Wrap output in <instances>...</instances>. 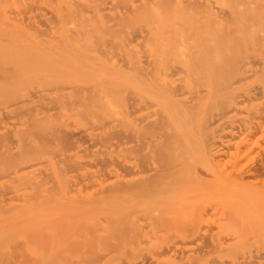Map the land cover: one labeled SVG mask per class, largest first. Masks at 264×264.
Here are the masks:
<instances>
[{
    "label": "bare ground",
    "instance_id": "6f19581e",
    "mask_svg": "<svg viewBox=\"0 0 264 264\" xmlns=\"http://www.w3.org/2000/svg\"><path fill=\"white\" fill-rule=\"evenodd\" d=\"M12 1V0H11ZM10 1V2H11ZM24 1V0H23ZM23 1L21 2V1H18V3H12L11 5H13V7H12V11H10V10H8V9H6V10H8V11H6L5 10V12H12V13H18V12H22L23 13V19L25 18V17H27V16H25L26 15V13L24 14V11L25 10H22V9H25V7L27 6L26 5V2L24 1V3H23ZM35 2H36V0H34ZM39 1H42V0H39ZM39 1L37 0V2H38V4H39ZM49 1V0H48ZM47 0H45V4H46V2L47 3H49V4H53V3H55L56 4V2L58 1V3L57 4H59V5H61L62 3V5L61 6H63V7H61V6H57V4L55 5V6H57L59 9H57V8H55L54 6H52V7H50L52 10H53V12H54V9H56V10H58L57 12L55 11V14H53V16L51 15L52 13H50V16L52 17H50V16H48V20H44V19H41V18H43V17H47L46 16V14H48V13H46L47 12V9L49 8H47L46 7V12H44V14H45V16L44 15H42V14H40V15H42V16H40V15H38V16H40L41 18H40V20H41V22H40V20L39 19H37L38 20V22H39V24L41 25H45L48 29H46L45 27H43V26H41V27H43V28H41V27H39V29L38 28H36V27H34V25L36 26V24L38 23L37 21H36V23L33 25V23H34V21L32 22L31 21V18H32V16L30 15V23L28 24V26H29V28H31V31H30V34L29 35H33V39L36 41V39L34 38V36L35 37H38V36H40V37H42V36H46L45 35V33H47L48 35V38L46 39L45 37L44 38H38V39H41L40 41H37L36 43H35V41L33 42V39H31V37L32 36H28L27 35V32H28V30H26L25 31V27L23 28H21V29H23V30H17L16 31V29H14V28H17L16 26H14L11 22V24L10 25H8V23L9 22H7L6 23V21H8L9 19L11 20L13 17L12 16H10V17H12V18H10L9 17V19L7 20V19H1V21L2 20H5V21H3V22H1V24L3 25V23L6 25H8L10 28H8V26L6 25H4V27H6V28H8V30L10 29V32H8L6 35L8 36V38H9V36H12L13 35V38H12V41H10V43L12 44V45H10V43L8 42V38H6L7 36H5L4 34L8 31H6V28H4V29H1L2 27H0V31L1 30H3V31H1L0 32V34H2V35H0V39L1 40H3V39H6V41L4 42V44L2 43V41L0 40V43H2V44H0L1 45V48H5V47H7V48H5L6 50H10L12 47L14 48V52L16 53V49L18 50L17 51V57H16V59H15V62H16V60L18 59V57H19V59H20V56L19 55H21V54H23L22 55V57H27V58H25V60H28V58H30V57H35V55H37L38 56V52H36L37 51V49L38 48H40V49H42L41 51L40 50H38L39 52H41L42 53V56H43V54H44V56H43V59H41L42 60V62L40 63L39 62V57H37L36 56V58H34V59H36V60H38V63H40V64H42V66L40 65V64H38L37 63V67H38V69L40 68V67H42L43 68V65H45L44 63L46 62V65L48 66V62L49 61H52V62H54V58H56V59H59V60H55L56 61V63H57V61H60V62H62L63 60L62 59H64V61L62 62V63H57V64H55L56 65V67H55V65H54V63H50L49 64V66H48V68L50 69V67L52 66V69H51V71L49 72V70H48V68L47 69H44L45 70V72H43L44 70H42V68H40L39 69V71H38V69H34V68H36V63L34 64L33 62H37V61H33L34 59L33 58H30V59H33L32 60V62H28V64L30 63H33V64H31L32 65V67H31V65H29L28 66V64H26L27 63V61H25L24 63H25V65H23L24 63L22 62V60L24 59V58H22L21 59V61H19V62H17V64H19L20 62V65L22 64V66L20 67V65H18V66H16L14 63H12V65L11 66H13V65H15L16 66V68H15V72L13 73V70H14V67L13 68H9V70L11 69H13L12 71L10 70V73L11 74H9V75H7L6 76V74L9 72V70L7 69V65L8 64H6V66H4V69H6L5 71L2 69V71L1 72H3V74L2 75H0L1 76V78L2 77H4V79L2 80L3 81V83L5 84V86L3 87V83H2V81L0 82L1 84V86L0 87H2L1 89H5L6 87L8 88H10V90H11V93H10V91H8L9 90V88L7 89L6 88V90H1L0 91V94L2 93V94H4L6 91L7 92H9L8 93V95H7V93H5V95H7V96H5V95H2V97L3 96H5L4 98H2V99H5V100H2V99H0V101H1V103H3L2 105H1V103H0V106L2 107V109H3V105L5 106H7V105H9V102H10V99H11V95H9V94H12V96H14V101H17V100H19V99H22V98H24L26 95L24 94H22L21 93V91L22 92H24V89H25V91H26V93H27V91L29 90V89H31L32 88V86H33V84H34V86L36 87V86H38L39 84H41L40 85V87H42V86H45V85H47L48 84V82H49V84L47 85V88H48V86L50 87L51 85L53 86L52 87V89L50 90L49 88H48V90H50V92L51 91H53V93H55L56 91H57V93H55L54 94V96H52V92L51 93H48V90H46L47 91V93L46 92H44V90H43V92L45 93V95H44V93L43 92H41V88H38V91H37V89L36 88H34V89H36V91L37 92H39L40 93V95L43 93V95H41L42 97H38L39 98V100H37V97H36V95H32L33 96V98H36L35 99V103L34 102H32V103H34L36 106L37 105H41L42 104V102L43 101H41V98H42V100L44 99V98H46V99H44L45 101H47V99H48V102L49 103H52L51 105H53V107H51V105H50V107L49 106H47V105H45L44 106V104H45V101H44V103L42 104V109H43V106H44V108H47V107H49L47 110H45V112H47V111H50L51 110V108H52V110H53V108L54 109H57V108H59L61 111H62V113L63 114H66L65 112H67L68 113V111H70V109L72 108V107H74V108H72V110H73V115L75 114H78L79 113V110H80V103H84V96H85V98L88 96V97H90L91 95V97H92V99H89L88 97L86 98V102L85 103H87V108H85L86 106L85 105H83V103L81 104V108L84 106V112L83 111H80V113H79V117H82L81 115L82 114H84L83 115V117L82 118H85L84 116L86 115V110H88V112H90L92 109V107H93V105H95L94 107V109L96 110L97 108V106L99 107L100 106V108H104V112L102 111V113L101 114H106L107 112H110V114H114V115H116V114H120V112L119 111H117L116 109L117 108H119V106H121V109H122V107H123V110H124V108H125V103H126V101H128L126 104V106H127V108L129 109V108H132V107H129L128 106V103H130V102H133V103H136L135 105H134V108L136 107L137 108V106H138V108L139 109H137L136 110V108H135V110L136 111H139V112H145V113H147L146 114V119H147V115H148V117L150 118V117H155L153 120H151V119H149V120H146L145 119V115H142L143 117L141 118L140 117V119H142V122L144 123V125L142 124V126H141V128L143 129V131H146L145 132V135H146V137H150V138H147V139H151V138H153L154 136H156V135H158V132H159V137L157 136L156 138H154V139H157L156 140V142H157V145L155 144L156 142H153L152 143V147L153 148H155L153 145H155L156 146V149H155V154L156 153H158L157 151H158V149H159V154H157V155H159L160 157V159L155 155V157H157L160 161H159V163H158V165L156 166V168L155 169H153V171L151 172V169H152V167H151V169H148L149 167H147V166H144V168H143V170L145 171V167L147 168V170L149 171L150 170V172L151 173H149L148 175H145L144 177H143V179H139L138 181H124V178L122 177V175H121V172L120 173H118L117 171L115 172V173H113L114 174V176H115V181H114V183H112L111 182V186H113L112 188H111V186H110V184L108 185L109 187L107 188V186L106 187H101L100 185V188L102 189V193H95V191H94V187H93V190H83L84 188H79L78 190H75V191H72V190H74V188L72 189H70V186L72 185V184H75V179H73V181H72V177H70L71 179H69L68 177H65L64 179H66V178H68L69 180L68 181H66V180H64L63 179V177L65 176V175H63V173H65L66 175L68 174V173H70V171H74L75 170V173L77 172V170H78V168H81V169H83V168H85L84 167V165H83V168L80 166L81 164H79L80 163V161H77L76 162V160L75 159H73L72 158V156H73V154H70V155H68V156H66L65 157V155H67V153H65L66 151H67V149H65V147H64V149L66 150L64 153H61L62 151H64V149L63 150H58L57 148H53L54 146H56V144L55 145H53V143H54V140L56 141V142H63L62 143V145L63 144H67L66 142H65V140L64 139H62V141H57V139H59L60 137H63V135L62 134H59V135H61L59 138H58V136H57V131H54L55 132V136L54 135H52V134H50V133H47V130H45V128L46 127H48V126H50V127H52L53 126V119L55 120V117H57L56 115H58L60 112H58V111H60V110H54V111H56V113L55 112H47V114L49 113V115L47 116V114L45 115L46 117H42L41 115L43 114V113H41V115H39V116H36L37 114H35V116H34V113H38V110L39 111H43L44 112V109L42 110V109H40L41 108V106H39V108H38V106H37V108H38V110L36 111V112H33V111H35L34 109H33V111H32V113H29V115H30V117H28V115L27 114H25V116H24V113H23V118L21 117L20 118V120L22 119V122H28L27 120L29 119V118H32L31 116H32V114H33V116L34 117H41L39 120L36 118V119H34V118H32V119H34V121H30V123L28 124V125H23L25 128L23 129V128H20L21 130H23V132L26 130H29L30 129V131H27V133H26V136H25V134L21 131V130H16L18 133H19V131H21L23 134H24V141L28 138V140H27V144H24L25 145V147H28L27 148V151L28 152H30V150L32 151V152H30L31 154H29L28 152L26 153V150H25V154H23V150H22V156L21 155H18L17 157L19 158V156L21 157V163H20V160L18 161L19 162V164L21 165V164H23L22 162H24V164L26 165V167H29V165L31 166L30 168H33V167H35V165L37 164V162H36V160L38 159V158H40L42 155V158H43V160H42V162H41V160H39L38 159V163H45V160H46V158H47V160L46 161H48V162H46L47 164L48 163H50V162H52L51 160L52 159H54L56 156H54L55 155V153L57 152V151H59L61 154H64L63 155V157H65L64 158V160H61V158L62 157H60L61 156V154L60 153H56V154H58V155H60L59 157H60V159L58 158V157H56V158H58V159H55L54 160V162H56V163H58V166H59V164H60V162L62 163V162H67L68 161V163L67 164H70V165H67L66 167H65V164L66 163H62L63 165H64V169L66 168V170L68 171L69 169V171H68V173L67 172H65V171H63V170H61V171H59V173L57 174V175H59L58 177V179H60L62 176H60V172H62L61 173V175H63V177L61 178V180H59V182H60V184L58 183V184H56L57 182L55 181V179L52 181L50 178H51V176L53 177V172L52 171H50V169H49V172H46L47 173V175L45 174V169H43L42 170V168L39 170V169H37V171H38V173L39 172H43V174H45L46 175V177L43 175V181H44V177H45V179H47L48 180V182H49V179L52 181V183L53 184H55V185H57V186H60V187H57L56 186V188H59V189H54V190H57V191H53L52 189H53V184H52V186L50 185V187H52V189L50 188V187H48L49 185H47V187L48 188H43V187H39V186H43V185H46V184H41V182H43V181H41L39 178L37 179L38 181H30V179H28V177H27V173H28V170L27 171H24V172H27V173H23V172H20V174L22 173V175L24 176V174H25V177H27V179L30 181L29 183H32V182H34V183H32L33 185H35V186H33L34 188H31L28 192H26L25 190V192L23 193V194H20V193H18V192H16V194H17V197H10L11 199H13V201H12V203H10V204H8L9 205V207H8V209H7V207H4V205L6 204H3L2 202L0 203V204H2V205H0V264H7L6 263V261L9 263V260L10 261H12L14 264H19L20 262L18 261H16V259L18 260V256H16L17 254H19V258H20V255L21 254H23V256H21V261H23L24 262V264H58V263H60V264H68V263H70V264H72V259H71V257H74L73 255L75 254V252L74 251H76V252H80V253H82L83 255H82V257L84 256V253L86 254V256L87 257H91L94 253H95V256L93 255V258H87V260L88 259H90V260H92V259H94V258H96V257H100V256H107V258L109 257V261H110V257L112 256V260H113V256L115 257V256H120V257H122V255L121 254H127V255H125L126 256V258H128V257H131V255H130V253H133V254H135V256H133L132 255V260L134 259V258H136V255H141V254H146V252H147V254H149V255H151L152 256V259H153V262H154V264H160V262H161V258H160V254H161V252L167 247V251H169V252H173V253H181V254H184V253H191L192 251H190L189 250V248H187V247H185L186 245H184V246H181V245H179V244H172L173 246H171V245H168V243H169V241L171 240V238H178V239H183V240H185V239H189V237L191 236L190 234H192V232H194L193 231V229H195L196 227L197 228H199V225L198 224H203V223H200V221L204 218V215H203V210H206V208L208 209V208H210V207H214L213 208V210L215 209V211H213V213H214V221H216L217 219H218V221H216V222H219V224L220 225H217V223L215 224L214 223V221H211V222H213L211 225H213V227H215V225H216V230H215V228H214V230L213 231H216L217 232V230H219V228L217 229V226H220V229L223 227V229H224V227H225V229H224V231H220L221 232V234H223V232H226V236H227V233L229 232V234L228 235H230V234H232L231 236L233 237V238H228V240H230V239H233L232 241H233V243H232V241H231V244H229L228 242H225V241H227V239H224L222 236V240H224V243L223 244H225V243H228V244H225V245H223V244H219V246H217L216 247V245L215 244H213L212 243V245H211V249L213 250V252H212V250H209L210 249V247H209V249L206 251V253L207 254H209V256H211L213 253H217L219 256H220V258H222V261L223 262H221V264H264V252L263 253H261V254H258V253H255V254H253L254 255V257L253 256H251V254L253 253V251L251 250V249H249V250H247V247H249L250 248V244H248V242L250 241H255L254 239H257L256 241L258 242V240L259 241H261L260 243H262L261 245H259L260 243L258 242H255V243H252L251 245H255V244H258V245H256V246H258V247H254V245H253V247L255 248V249H257V248H259V247H261L262 245H264V185L262 186V185H260L258 182L257 183H254V182H256V181H254V182H252L251 180H250V178H251V176L253 177V179L255 178L253 175H251V174H249V172H248V170L250 169L251 170V168L252 167H250L249 169L247 168V172H248V174L247 175H251L250 176V178H248V179H246L247 177H249V176H247L246 174L242 177V178H244L245 177V179H242L241 178V176L244 174V172H243V174H242V172L238 175V170L240 171V169H241V166L243 165V163H242V165H240V167L238 168V170H237V175H238V177H235L236 175V173H234V171L233 170H236L237 169V167L239 166V164H240V162L241 161H243V160H249V161H247V162H250L251 160L250 159H252L253 158V156H254V152H255V149H256V147H258V146H260V144H261V142H264V56H263V54H264V51H263V49L264 48H261V45L263 44L262 42H261V45L259 46V48H257L258 47V44H259V42L262 40V39H264V27L263 28H261L260 27V25L262 24L263 26H264V23L262 22V21H260V23H258V21H257V23L259 24V26H258V24L256 23V21L253 23V26H249L250 25V23H248V21H247V19H251V18H248L247 16H249V17H251V15H253L254 13H255V10L257 11V13H263V11H261V10H259L261 7L258 5L260 2H258L257 0H253L257 5H258V7H260L258 10L256 9V4H254L253 3V1L252 0H250L249 1V3H247L248 1H246V0H240V1H238L237 0V2H238V4H237V2H236V7L238 6L239 7V5L240 6H242V3L243 2H246L247 4H249V6H250V4H251V1H252V10H251V8L247 5L246 7L243 5L241 8H242V10H246V9H249L250 11H248L249 12V14L248 13H246V14H244L245 13V11H242V10H240V12L238 11V12H235L234 11V13L236 14V13H238V16L236 17V15L234 16H232V19L235 17V19L237 20V21H235L234 19H233V21H232V19L230 18L231 17V15H229V16H225V18H227V19H230V21H232V22H230V24L231 23H233L234 21V24H236V22H237V24L239 23L238 22V20H240V19H238L240 16H239V13H241L242 15H244V20L248 23V26H246V24L247 23H245V24H242V20H241V25H245L246 27H241V25H239V28H236V27H234L232 24V26L230 25V29H231V31H229L228 32V30L226 29V32H228V33H232L233 35H234V32L237 34V29L238 30H241V31H243V33H244V35H242L243 37H245V39L244 40H246V38L248 37H250V38H252V35H254L255 37H256V39H257V37L259 38V36L260 37H262V38H259V42L257 43V47L254 49V50H257V51H254L253 52V55H256L257 53V56L255 57L256 59H254L253 60V55H251L253 58L252 59H248L247 57V55H248V53L246 52L244 55H246L247 57V59L246 58H244L245 56L244 55H242L243 56V58H242V56L240 55V58H238V60H237V56H239V55H237L236 56V54L234 53L235 52V50H236V52H237V45H235L234 44V42L235 43H237L238 44V42H236L235 41V39H236V36L234 37V39L231 37V35L232 34H229V36L228 35H225L226 37H223V38H227V37H231L230 38V40H228L227 42L229 43V41H231L230 43H233V46H232V50H231V48L229 47L230 45H227L226 44V42H224V41H226V40H224L223 41V46H227L228 47V50H231V52H232V54L231 55H229L228 53H227V51H225V49L224 48H222V51L220 50L221 49V47H223L222 45L220 46V44H219V41H218V39L215 41V42H218V46H216L217 47V49H216V47H215V45L217 44H214V49H213V47H211L212 46V44H211V46L210 45H208V43H207V41H212V39H211V37L210 38H208V39H206L207 37L204 35V38L206 39V40H203V43H207V44H205L206 46H204V47H208L209 46V48H211V49H213V53H212V51L210 50V49H208V48H204V52H203V49H202V54L204 53V55H202L201 54V57H198V58H200V59H202V60H204V58L207 56V58L209 57L210 59H206V60H204V61H202L201 62V60L200 59H198V61H193V59H192V57H190V60H191V62L189 61V62H187L186 60H187V57H188V55L186 56V60H185V62L183 61V59H182V56L184 57V52L185 53H187L188 51H190V49H191V47L192 48H194L195 46V44H198V43H200V45H201V43H202V40H198V38L196 37V39L198 40V43H197V41H195V40H193V38H192V36L195 38V35H196V33H198V35H199V31H200V29H198L196 26H195V28L194 29H196V33L194 32V30H192L191 32H190V34H192V36L190 35V34H188L187 33V35H189V37L187 36H185L184 34H186V30L184 31V29H183V31H184V34H183V36L184 37H186L185 39L186 40H190L191 38H192V40H193V42L195 43H193L192 44V42H191V45H193V46H191L190 47V45H189V48L190 49H188V51L186 50V51H184L185 49H186V47L187 46H185V45H187L190 41H192V40H190L189 42L188 41H186L187 43L186 44H184V42H182L183 40L182 39H184L182 36H180L178 33L181 31L182 33H183V31H182V29L179 31L178 29V33H177V30L175 29V25H174V22L171 20V19H169V21H168V23L170 22V21H172V22H170V23H172L171 25H173L172 27H174V28H172V31L170 30L171 28L169 27V30L167 29V30H165L164 28V25H163V28L162 29H164V32L166 31H169V35H168V32L166 33V35H168V36H165V34H164V32H162L163 34H164V38L165 37H171L172 38V36L174 37L170 42H172L175 38H177L176 36H174V35H179L180 36V39H181V43L179 44V42L178 41H176V42H178V46H179V48H181V47H184L183 48V53H182V51L180 50V52L182 53H180L179 52V49L178 48H175V46H172V44H171V47H170V43H169V41H168V44H169V46H168V44H165V42H164V40H163V43L164 44H161V45H165L166 46V49H168L167 47H169V49L171 48H173L172 50L174 51V48H175V51H176V49H177V51H176V53H179V54H177L179 57H180V55H181V57L180 58H178L176 55V57H177V60L175 59H172V53H170V52H173L172 50H164V48H165V46H164V48L162 47H160L161 49H163L164 50V54L166 53V52H168V53H170V54H168V53H166V54H168L167 56H165L166 57V59H165V57H161V55L162 54H160V50L161 49H159V48H157L158 46H156L160 41H161V39H162V36H161V34L159 35L158 33H159V31H161V30H157L158 29V27L155 29V28H153V29H155V30H153L152 32H153V34L155 33V31L157 30L158 32H156V35H158V36H161V37H155L156 35L154 34V40H153V38H150L149 37V35H152V32L151 31H149V35L148 36H144L145 34H147V32H144L145 34L143 35V37H142V35H138L137 33H140L141 31H143V30H135L134 31V29H132L131 30V28H133V26H131V25H133V23L135 22V15L137 14V13H134V8H133V10H132V6H131V10H132V12L131 13H129L130 11H126V12H128V13H126L124 10L122 11V13H123V17L125 18L126 16H134V17H130V18H132V19H134V21L131 19V21H132V23L130 22V20H129V22L130 23H127L128 21H127V19H130V18H127L125 21L124 20H122L121 22H119L120 24H122V23H126L125 25L127 26V28H130V31H128V29L127 28H125V26H124V30H127V31H125L124 33L125 34H122V31H123V29H122V27L119 25V23H118V20H120V18L121 17H119V19L118 20H116V19H114L115 17H117V16H119L120 14H118L119 12H117V15L115 14V13H112V11L113 10H115L116 8H118V7H120V6H118V4L120 5V2H117V1H119V0H117L116 1V3H118L117 5H115L114 3V5L112 6L111 5V0H109V4H110V7H108V4L106 3V2H108V0H104L103 2H102V0H76V2H74L73 0H61V1H63V2H59L60 0H57V1H52V0H50L49 2H48ZM106 1V2H105ZM115 1V0H114ZM121 1V0H120ZM124 3L126 2L127 3V1H125V0H122ZM129 1V0H128ZM150 1V0H149ZM153 1V0H152ZM155 1H157V0H155ZM158 1H160V0H158ZM163 1V0H162ZM185 1V0H184ZM195 1V0H194ZM205 1V0H204ZM212 1V0H211ZM214 1H216V3H218V2H221V0L220 1H218L217 2V0H214ZM224 1V0H223ZM242 1V2H241ZM1 2V1H0ZM5 2V1H4ZM17 2V1H16ZM21 2V3H20ZM34 2V3H35ZM102 2V3H101ZM104 2L106 3V5L104 4ZM113 2V1H112ZM144 2V1H143ZM142 2V3H143ZM148 2V1H147ZM146 1L144 2V3H147ZM154 2V1H153ZM167 2H170L171 3V1L170 0H166V2L165 3H167ZM177 1H175V3H176ZM183 2V1H182ZM181 2V3H182ZM196 2V1H195ZM199 2V1H198ZM198 2H196V3H193V1H192V3L193 4H195V6H197L196 4H199ZM213 2V1H212ZM232 2L233 1H231L230 0V4H232ZM234 2H235V0H234ZM233 2V4H234V6H235V3ZM241 2V3H240ZM6 3H8V1L6 2ZM21 4V5H19V7L20 8H17L16 6H18L17 4ZM23 3V4H22ZM33 3V2H32ZM61 3V4H60ZM100 3V4H99ZM123 3V4H124ZM132 3V2H131ZM140 4H135V2H134V4L132 3V5H133V7L134 6H136V5H138V7L140 8V6H142L141 4V1L139 2ZM170 3H168V4H170ZM179 3V2H178ZM187 3V2H186ZM191 3V2H190ZM215 2H214V4H216ZM224 4L223 5H220L219 3H218V7H220V6H222V8L221 9H225V10H227V7H229V3L227 4L228 6L226 7V3H227V1H226V3H225V1L223 2ZM2 4H3V2H2ZM1 4V5H2ZM28 4V3H27ZM31 4V3H30ZM78 4V5H77ZM129 4H130V1H129ZM149 4V3H148ZM162 3H159V4H157V5H161ZM164 4V3H163ZM188 4H189V2H188ZM202 5V7L204 6V4H203V1H202V3H201ZM209 4V3H208ZM244 4V3H243ZM5 5V4H4ZM16 5V6H15ZM24 5H25V7H24ZM40 5V4H39ZM39 5H38V10H40V8H39ZM44 5V4H43ZM48 4H46V6H47ZM99 5H103V6H100L99 7ZM125 5V4H124ZM140 5V6H139ZM184 5V4H183ZM190 5V4H189ZM188 5V6H189ZM210 5V4H209ZM224 5H225V7H224ZM261 5V4H260ZM262 5H263V3H262ZM29 6V5H28ZM27 6V7H28ZM33 7L34 6H36L37 7V5H35V4H33L32 5ZM32 6H31V8H32ZM48 6H50V5H48ZM107 8H106V7ZM112 6V7H111ZM116 6H118V7H116ZM144 6H146L145 4L142 6V7H144ZM149 6H150V4H149ZM149 6L147 7V8H149ZM165 6V5H164ZM170 6V5H169ZM176 6V5H175ZM191 6L192 7H190V8H192V9H188V7L187 8H185V9H187L188 11H190L191 10V13H189V12H187L186 10H184V13L185 12H187L186 14H187V16H192V13H195L193 10H195L194 9V5H192L191 4ZM200 6V4L198 5V8L199 7H201ZM213 6V5H212ZM217 6V5H216ZM215 5H214V7H216ZM264 6V5H263ZM15 7H16V9H15ZM23 7V8H22ZM27 7H26V11L25 12H27V13H29V11H27L28 9H27ZM30 7V6H29ZM36 7L35 8H33V9H36ZM40 7H41V5H40ZM44 7V6H43ZM103 8V9H100V8ZM116 7V8H115ZM123 7V6H122ZM125 7V6H124ZM127 7V6H126ZM129 7V6H128ZM157 7V6H156ZM163 7V6H162ZM171 7H172V5H171ZM206 7H208V5H206ZM230 7H232L231 5H230ZM249 7V8H248ZM11 8V7H10ZM22 8V9H21ZM45 8V7H44ZM43 8V10H45ZM105 8H106V11H107V9L109 10V12H103L102 13V10L104 11L105 10ZM113 8V10L111 11V9ZM115 8V9H114ZM160 8H161V6H160ZM166 8V7H165ZM179 8V7H178ZM183 7H181L180 8V10H178V11H176L177 10V7H175V13H177V12H179V11H181V9H182ZM197 8V9H198ZM13 9L15 10V12H13ZM17 9H18V12H17ZM21 9V10H20ZM33 9H31L32 11H33ZM51 9H49L48 10V12H51L50 10ZM130 9H128V10H130ZM141 9H143V8H140V10ZM146 9V8H145ZM154 9H156L154 6H153V10ZM159 11H158V10ZM156 9V14L157 15H159L160 16V18H159V16H158V18L160 19L159 21H163L161 18L164 16V15H161L162 14V12H161V9H163V8H161V9H159V7ZM167 9V8H166ZM173 9H174V7H173ZM216 9H218L219 10V8H216ZM216 9H214V10H216ZM234 9H236V8H234ZM255 9V10H254ZM262 9V8H261ZM264 9V8H263ZM0 10H3V9H0ZM30 10V9H29ZM38 10H37V12H38ZM117 10V9H116ZM119 10H120V8H119ZM151 10H152V5H151ZM168 10H169V8H168ZM118 11V10H117ZM162 11H164V10H162ZM170 11H172L171 9H170ZM169 11V12H170ZM193 11V12H192ZM196 11V10H195ZM198 11L199 10H197V13H198ZM201 11H206V13H208V11L212 14V12H213V9L210 11L208 8L207 9H204V7H203V9L201 10ZM200 11V12H201ZM229 10H227V13H230V11L232 12V10H230L229 12H228ZM247 11V10H246ZM259 11H261V12H259ZM2 12V11H1ZM115 12V11H114ZM120 12H121V10H120ZM136 12V11H135ZM149 12H150V9H149V11L148 12H146L145 14H149ZM153 11H152V13H154ZM159 12H161V14L159 13ZM254 12V13H253ZM2 13H4V10H3V12ZM12 13H10V14H12ZM20 13H18L16 16H18V15H20ZM21 13V14H22ZM112 14V16L114 15H116L115 17L113 16V19H112V21H110V22H112V23H108V21L107 20H111V17H110V15H109V17H110V19H109V17H107L106 16V14ZM125 13H126V16H125ZM132 13H134V15H132ZM141 13V12H140ZM159 13V14H158ZM172 14H174V12H171ZM180 13V12H179ZM179 13H177V14H179ZM183 13V14H184ZM215 13V11L213 12V14ZM217 13V12H216ZM220 13V12H219ZM222 13V12H221ZM220 13V14H221ZM252 13V14H251ZM257 13H255V14H257ZM5 14V13H4ZM3 14V15H4ZM34 14H36L35 12H34ZM128 14V15H127ZM129 14H131V15H129ZM139 14V13H138ZM164 14H166V13H164ZM168 14H170V13H168ZM171 14V15H172ZM189 14V15H188ZM203 14V13H202ZM200 15L199 16V18H201L202 19V16L204 17V14L203 15ZM223 14L224 13H222V16H223ZM2 15V14H1ZM14 15V14H13ZM37 15H35L36 17H37ZM49 15V14H48ZM122 15V14H121ZM120 15V16H121ZM153 15H155V14H153ZM182 15V14H181ZM185 15V14H184ZM241 15V17H243ZM262 16V18H264V14H258V15H256L255 17H257V16ZM5 16V15H4ZM7 16H9V14L7 13ZM139 16V15H138ZM140 16H141V14H140ZM142 16H144V13H143V15ZM174 16V15H173ZM172 16V17H173ZM194 16H195V14H194ZM217 16V15H216ZM216 16H214V17H216ZM220 16V15H219ZM218 16V17H219ZM246 16V17H245ZM260 16V17H261ZM34 17V16H33ZM35 17V18H36ZM49 17H50V19H49ZM106 17L108 18V19H106ZM137 17V16H136ZM145 17V16H144ZM148 19H149V16H146ZM157 17V16H156ZM164 17H166V16H164ZM168 17V16H167ZM167 17L166 18H163L164 20H166L167 19ZM178 17V16H177ZM186 17V16H185ZM188 17V18H189ZM193 17V16H192ZM198 17V16H197ZM209 17V16H208ZM214 17L213 18H211V19H214ZM240 17V18H241ZM3 18V17H2ZM6 18V17H5ZM8 18V17H7ZM29 17H27V19H28ZM39 18V17H38ZM123 18V19H124ZM146 18V19H147ZM182 20H184V16H182ZM258 18V17H257ZM256 18V19H257ZM262 18H259V19H262ZM14 19H15V21L17 22V20H19L20 19V17H19V19L17 18L16 19V17H14ZM13 19V20H14ZM47 19V18H46ZM152 19H154V18H152ZM156 19V18H155ZM175 19V18H174ZM179 19H180V16H179ZM192 19V18H191ZM198 19V18H197ZM201 19H200V21H201ZM217 19V18H216ZM224 19V18H223ZM222 19V20H223ZM21 21L19 22V23H21V22H23L22 21V18L20 19ZM25 20H26V18H25ZM44 20V22H42ZM113 20H115L116 21V23H118V25L117 24H115L114 22L115 21H113ZM137 20H140L141 21V19L140 18H138ZM143 20H145V19H143ZM150 20H151V16H150ZM176 20H178V18L176 19ZM187 20V19H186ZM186 20H184L183 22L185 23V21ZM189 20L190 19H188L187 21H188V23H189ZM222 20H220L219 21V23H223L222 22ZM254 20H255V18H254ZM28 21V20H27ZM50 21H51V23H50ZM148 23H150L148 20H146ZM195 21V20H194ZM200 22L199 21V19L198 20H196V23H198V22ZM206 21V23L203 21V19H202V22H203V26H202V29H201V31L202 30H204V32H205V30H206V32H207V34H210L211 36L213 35V36H216V35H218L219 36V31L218 30H222V31H224L223 29H225V28H227L226 26H227V24H226V26H225V23L227 22L225 19H224V21H226L225 23H223L224 24V26H221L222 27V29L220 28V27H218L219 25H221V24H219L218 23V21L216 20V21H211V23H210V21H209V23L207 22V20H205ZM264 21V20H263ZM47 24H49L50 23V25H46V23ZM144 22V21H143ZM158 21H156V23H157ZM164 22V21H163ZM180 22V21H179ZM179 22H177V23H179ZM192 22V21H191ZM212 22H214V23H216V24H219L218 26L216 25V24H214V23H212ZM253 22V21H252ZM262 22V23H261ZM44 23V24H43ZM113 23L115 24V25H117V28L115 27L114 28V26L115 25H113ZM136 23V22H135ZM134 23V24H135ZM154 23H155V21H154ZM167 23V21H166V25H169ZM196 23L194 22V23H192V25L193 24H195L196 25ZM201 23V22H200ZM239 23V24H240ZM30 24H32V25H30ZM38 24V25H39ZM112 24V25H111ZM128 24V25H127ZM137 24H139V22H137ZM141 24V23H140ZM175 24H176V22H175ZM179 24H181V23H179ZM206 24V25H205ZM215 26H217L218 27V30H217V28L216 27H214V25ZM13 25V26H12ZM19 25V24H18ZM22 25L23 26H26L27 25V23L25 24V23H22ZM38 25H37V27H38ZM155 25V24H154ZM160 25V24H159ZM162 25V24H161ZM165 25V26H166ZM188 25H190V24H188ZM187 25V26H188ZM202 25V24H201ZM201 25H199V23H198V26H199V28H201ZM258 27H257V26ZM20 26V25H19ZM34 27V29L36 30V32L34 31V29H32L33 27ZM144 26V25H143ZM143 26H141L142 28H143ZM170 26V25H169ZM183 26V25H182ZM210 26V27H209ZM121 28L122 29V31H119L118 33H114V34H118L117 36V38H115V36H112V33H113V29H115V31H118V29L119 28ZM135 27V26H134ZM138 27H140L139 25H138ZM141 27H140V29H141ZM152 27V26H151ZM161 27V26H160ZM159 27V28H160ZM168 26H166V28H167ZM184 27V26H183ZM192 27V26H191ZM194 27V26H193ZM207 27V28H206ZM212 27V28H211ZM224 27V28H223ZM238 27V26H237ZM248 27V28H247ZM251 27H253V28H251ZM254 27H256V28H254ZM11 28H12V30H14L15 31V33L13 32V33H11L12 31H11ZM26 28H28V27H26ZM28 28V29H29ZM44 28H45V30H44ZM108 28H111L112 30H108ZM177 28V27H176ZM186 28V27H185ZM205 28V29H204ZM211 28V29H210ZM236 28V30H234V29ZM242 28V29H241ZM17 29H20V27L19 28H17ZM37 29H38V32L40 33L41 31V33L39 34V33H37ZM41 29V30H40ZM147 29H149V27L147 28ZM146 29V30H147ZM180 29V28H179ZM187 29V28H186ZM189 29V28H188ZM197 29H198V32H197ZM213 29V30H212ZM4 30H5V32H4ZM30 30V29H29ZM32 30L34 31V33H31L32 32ZM110 32V34H111V37H113V38H115V40H114V42L113 43H109V45L106 43L107 42V39H108V37L110 36V35H108V31ZM146 30H144V31H146ZM150 30H152L151 28H150ZM174 30V31H173ZM176 30V31H175ZM190 30V29H189ZM216 30V31H215ZM233 30V31H232ZM19 31H21V32H19ZM46 31V32H45ZM47 31H49V33L47 32ZM133 31V32H132ZM136 31H138V32H136ZM140 31V32H139ZM214 31V32H213ZM24 32H26V33H24ZM43 32H44V35H42L43 34ZM126 32H130V33H132V36H133V34H135L134 32H136V34L135 35H138V36H141L142 37V41H140V42H138L139 44L142 42H144L143 44H144V46H146L147 44H152V43H150L151 41L153 42V44L152 45H150V47H149V45H147L146 46V48L148 47V49H150L151 47H153L152 48V50L154 51V49L155 48H157V49H159L158 51H156V49H155V51L153 52H151L150 51V54H152V56H151V58H149V59H147L145 56L146 55H143L144 57H145V59H147V60H149V61H151L150 59H153V58H155V60L153 59L152 60V62L153 61H155V62H151V63H149L148 61H146V65H142L144 62L143 61H141L142 63H138V64H131V62L129 63L130 64V67H128L129 69L126 71V66H124L125 68H120V67H117V59H116V61H115V65H111V63H109L110 64V66H109V64H106L107 63V61H109L108 59L106 60H104L103 58L105 57H103V58H101V56H96L97 54L98 55H100L99 53L100 52H98V51H100V50H98V48L100 47H95V46H97V45H102L101 44V42L103 41V42H105V43H103V45L105 44L106 46H108V49H106V51L107 52H112V51H109V50H111V49H109V46H111L112 44L116 47V45L118 44V43H116V42H119V40H121L120 38H119V35L120 36H122V35H126L127 37H125V38H123V37H121L122 39H123V42H124V40L126 41H132V39H131V37H129L130 35H128V33L126 34ZM173 32V33H172ZM176 32V33H175ZM192 32H194V33H192ZM209 32H211V33H209ZM213 32V33H212ZM217 34H216V33ZM4 33V34H3ZM17 33H20L19 35L17 34ZM29 33V32H28ZM36 33L38 34V36L36 35ZM119 33H121V34H119ZM170 33H172V36H171V34ZM216 35H215V34ZM222 33V32H221ZM11 34V35H10ZM17 34V35H16ZM23 34V35H22ZM24 34H26V36H27V38L26 37H24L25 38V40H27V42H28V40H29V46H28V43L26 44V42L25 43H23V45L24 46H22V41H25V40H19V37H20V35H22V39H23V36H25ZM5 37H4V36ZM42 35V36H41ZM133 36V37H136V36ZM221 35V34H220ZM224 35V34H223ZM223 35H221V36H223ZM232 35V36H233ZM256 35H259V36H256ZM3 36V37H2ZM14 36L15 37H17L18 38V40H16L15 38H14ZM19 36V37H18ZM179 36H178V38H177V40H180L179 39ZM200 36V35H199ZM201 36H202V34H201ZM200 36V37H201ZM221 36H219V37H217V38H220ZM241 35H240V37H242ZM247 36V37H246ZM2 37V38H1ZM29 37H30V39H29ZM129 37V38H128ZM132 37V38H133ZM150 38L149 40H148V43L146 44V38ZM182 37V38H181ZM203 37V36H202ZM242 37V38H243ZM255 37H254V39L253 40H255ZM20 38V39H21ZM119 38V39H118ZM128 38V39H127ZM137 38V37H136ZM136 38H133V39H136ZM203 38V39H204ZM223 38L221 37L220 39H222L223 40ZM229 38H227V39H229ZM247 38V39H248ZM10 39V38H9ZM13 39L15 40V41H20V47L21 48H19L18 46V43L15 45V42L13 41ZM118 39V40H117ZM152 39V40H151ZM160 40L158 43H157V41L158 40ZM166 39V38H165ZM199 39H201V38H199ZM210 39V40H209ZM214 39H215V37H214ZM219 39V40H220ZM238 39H239V36H238ZM241 39V38H240ZM240 39H239V41H240ZM45 41V42H41V41ZM117 40V41H116ZM141 40V39H140ZM144 40V41H143ZM258 40V39H257ZM257 40H255V42L257 41ZM4 41V40H3ZM110 41H113V39H110ZM126 41V42H127ZM130 41V42H131ZM134 41V40H133ZM146 41V42H145ZM150 41V42H149ZM12 42H14V44L12 43ZM31 42H33V43H31ZM38 42H41V43H39L38 44ZM108 42H109V40H108ZM122 41L120 42V43H123ZM125 42V43H126ZM155 42L157 43V44H155ZM176 42H175V44H174V42H173V45H176ZM213 43H214V41H212ZM241 45H242V47H240V44H238L239 45V48H240V51H242V50H245L243 47H245L246 45L244 44V43H242L243 41H242V39H241ZM239 42V43H240ZM244 42H247V43H249V45H250V42H249V39H248V41L246 40V41H244ZM6 43H8V45H6ZM43 43H45V44H43ZM46 43H48L50 46L48 47V46H46ZM97 43H99V44H97ZM118 44V45H122L123 46V44ZM128 43V42H127ZM137 43V42H136ZM202 43V44H203ZM226 45H225V44ZM35 44V45H34ZM40 44H43V45H40ZM95 44H97V45H95ZM116 44V45H115ZM134 44V43H133ZM146 44V45H145ZM160 44H159V46H160ZM182 44H184L183 46H182ZM190 44V43H189ZM210 44V43H209ZM27 45V46H26ZM32 45V46H31ZM37 45H40V46H38L37 47ZM94 45V48L92 47ZM113 45H112V47L111 48H114L113 47ZM129 45H130V43L129 44H127V46H125V44H124V46L122 47L123 49H124V51H126V55L128 54L129 55V53H131V52H129V51H127L126 50V47H127V49H128V47H129ZM142 45V44H141ZM199 45V46H200ZM243 45H245V46H243ZM256 45V44H255ZM5 46V47H4ZM10 46H12V47H10ZM18 48H17V47ZM26 46V47H25ZM37 48V49H34V50H32V49H30V48ZM61 46H62V48H64V50L65 49H67L68 51H63L62 53H59V52H61L60 51V48H61ZM64 46V47H63ZM81 46H91L93 49H97V51H94V50H92L93 52H98V53H96V54H94V53H92L91 51H89V53H88V50H90L88 47H86L87 48V51L86 50H84L83 48V52H82V49H80V50H78ZM134 46H136V45H134ZM138 47H139V45H137ZM143 46V45H142ZM198 46V45H197ZM10 49H9V48ZM23 47H25V49L23 48ZM28 47V49H29V52H28V49L26 50V48ZM30 47V48H29ZM41 47H43V48H41ZM58 48L59 49V52H58V50H57V53L56 54H59V58H58V56H56V54L55 55H53V56H48L49 58H47V56L46 55H48V54H50V55H52V54H54V52H56L55 51V49L56 48ZM66 47H68V48H66ZM71 47H73V48H75V50H73V48H71ZM77 47H78V49H77ZM121 47V46H120ZM137 47V48H138ZM176 47H177V45H176ZM219 47H220V49H219ZM236 47V48H235ZM247 47H250L249 49H251L252 47L251 46H247ZM246 47V48H247ZM16 48V49H15ZM45 48H46V50L47 51H45L44 52V50H45ZM51 48V49H50ZM52 48H54L53 49V51H52ZM101 48H104L103 46L102 47H100L99 49H101ZM129 48H131V49H129V50H133L132 49V47H129ZM136 48V47H135ZM143 48V47H142ZM226 48V47H225ZM230 48V49H229ZM233 48H235V50L233 49ZM241 48H242V50H241ZM254 48V47H253ZM4 49V50H5ZM48 49H49V51H50V53H49V51H48ZM77 49V50H76ZM118 49V48H117ZM122 49V50H123ZM182 49V48H181ZM200 49V48H199ZM208 49V50H207ZM216 49V50H215ZM248 49V50H249ZM260 49H262V52H263V54H261L262 52H260ZM2 50V49H1ZM5 50V51H6ZM36 50V51H35ZM61 50H63V49H61ZM77 51L76 53H74L73 51ZM114 50H115V48H114ZM201 50V49H200ZM200 50H198V51H200ZM217 50H218V52L220 53V51L223 53V55H227V57L228 56H236L235 57V59H233V58H231V57H228L227 58V60H226V57L224 56V59H222V58H220L219 59V57H221V55L219 56L217 53ZM224 50V51H223ZM258 50H259V52H260V54H259V52H258ZM26 51V52H25ZM34 51V53H37V54H34L33 53V55H31L30 54V57H29V54L28 53H30V52H33ZM72 52V53H74V54H72V53H70V52ZM81 51V52H80ZM85 51V52H84ZM102 51V50H101ZM105 51V50H104ZM106 51H105V53H106ZM116 51V50H115ZM114 51V52H115ZM124 51L121 53V56H122V54L124 53ZM134 51V50H133ZM136 51V50H135ZM143 49H141V52L143 53ZM147 51V50H146ZM149 51V50H148ZM170 51V52H169ZM193 51H195V50H193ZM217 53H216V52ZM245 51H247V50H245ZM7 53H8V51H6ZM5 52V53H6ZM10 52H11V50H10ZM20 52V54H18ZM23 52V53H22ZM25 52V53H24ZM28 52V53H27ZM52 52V53H51ZM87 52V53H86ZM114 52L113 53H111L112 55L114 54ZM127 52H129V53H127ZM138 52H140V49H138ZM137 52V53H138ZM145 52V51H144ZM158 52V53H157ZM161 52H162V50H161ZM205 52H207V53H205ZM208 52H209V54H208ZM230 52V51H229ZM249 52V51H248ZM252 52V51H251ZM257 52V53H256ZM3 53V51L2 52H0V55ZM6 53V54H7ZM11 53H13V52H11ZM11 53H10V55H11ZM14 53V54H15ZM41 53H39V55L41 56ZM48 53V54H47ZM78 53L80 54V55H78ZM82 53H83V55H85V53H86V55L85 56H87L88 54V56L87 57H89L91 54V61H89L90 60V58H87V60H88V62H86L85 61V63H87L86 64V66H84V65H82V67H80V65H78L79 67H77V68H75V66H77V64H81V63H84V61L82 62V61H80V59H83V57H85V56H83L82 55ZM175 53V54H176ZM201 53V52H200ZM216 53V54H215ZM221 53V54H222ZM234 53V54H233ZM238 53H240L239 51H238ZM237 53V54H238ZM242 53H244V51L242 52ZM242 53H240V54H242ZM256 53V54H255ZM6 54H5V56H6ZM9 54V53H8ZM25 54L27 55V56H25ZM46 54V55H45ZM79 56V59H77L76 60V62L74 61V56L76 57L77 55ZM93 54L95 55L94 56V62H95V59L98 61V59H99V61H98V66H99V69H98V67H97V65L95 66L93 63V61H92V59H93ZM103 54H104V52H103ZM115 54H116V52H115ZM145 54V53H144ZM154 54V55H153ZM157 54L163 59H161L159 56V59H161V60H159V59H156V58H158L157 57ZM165 54V55H166ZM172 54V55H171ZM195 54H197V51L195 52ZM206 54H208V55H206ZM212 54V55H211ZM251 54V53H250ZM3 56H4V54H2ZM71 55H73L72 57H71ZM107 55H109V53L107 54ZM118 55V54H117ZM125 55V56H126ZM128 55L126 56V58L124 57V56H122V58L124 59V60H128V62L129 61H131V59H133L132 61H134L135 59L132 57H128ZM134 55V54H133ZM169 55H171L170 56V59H172V60H174V61H169L170 59H169ZM191 55H193V52H192V54ZM199 55V54H198ZM11 56H13V55H11ZM56 56V57H55ZM60 56H61V59H60ZM82 56V57H81ZM119 56V55H118ZM154 56V57H153ZM163 56V55H162ZM195 55H193V58H195L194 57ZM205 56V57H204ZM8 57H9V55H8ZM6 57L8 60H10V58L11 57ZM96 57V58H95ZM108 57V56H107ZM113 57V56H112ZM114 57H116V56H114ZM128 57V58H127ZM134 57H136L135 55H134ZM212 57V58H211ZM250 57V56H249ZM13 58H15V55H14V57ZM13 58H11V61L13 60L14 61V59ZM85 58V59H86ZM117 58V57H116ZM119 58V57H118ZM131 58V59H130ZM229 58H231V59H229ZM242 58V59H241ZM5 59V58H4ZM3 59V60H4ZM65 59H66V61H65ZM73 59V60H72ZM84 59V60H85ZM103 59V60H102ZM109 59H112V58H110L109 57ZM139 59V58H138ZM142 59H144V58H142ZM141 59V60H142ZM178 59L179 60H182V61H178ZM185 59V58H184ZM229 59V60H228ZM240 59V60H239ZM47 60H48V62H47ZM102 60V61H101ZM157 60V61H156ZM159 60V61H158ZM208 60V61H207ZM6 61V60H5ZM29 61V60H28ZM72 61V62H71ZM74 61V62H73ZM78 61H80V62H78ZM104 61V63L103 64H101V68H100V63H102ZM114 61V60H113ZM119 61H120V59H119ZM137 61H140V60H137L136 59V61H134V63L135 62H137ZM78 62V63H77ZM90 62H92V65H91V63ZM106 62V63H105ZM110 62V61H109ZM122 62V61H121ZM124 62V61H123ZM128 62H124V64L125 63H128ZM5 63V62H4ZM7 63H9V62H7ZM67 63V64H66ZM73 63V64H72ZM84 63V64H85ZM51 64H53V65H51ZM58 64H60L59 66L60 67H58ZM64 64H66V65H64ZM89 64L93 67H91L93 70L91 71V68L89 67ZM95 64H97L96 62H95ZM141 64V65H140ZM5 65V64H4ZM39 65H40V67H39ZM73 65H75L74 67H73ZM88 65V66H87ZM120 65V64H119ZM132 65V66H131ZM139 65V66H138ZM26 66V67H25ZM47 66H44V68H46ZM106 66V67H105ZM120 66H122L123 67V65L121 64ZM128 66V65H127ZM1 67V66H0ZM17 67H19L18 69H17ZM25 67V68H24ZM55 67V68H54ZM84 67H89L90 68V70H88V68H84ZM1 68H3V66L1 67ZM23 68V70L25 69H27V68H29V69H27L26 71H28V72H25V71H23L24 73H26V74H24V73H22V69ZM96 68V69H95ZM33 70L34 69V71H32L31 72V70ZM17 70V71H16ZM46 70H48L47 72H46ZM8 71V72H7ZM30 71V72H29ZM36 71H38L39 73L41 72V74H44V75H42V79H44L45 80V77H46V75L45 74H50L49 76H47L48 77V79H47V77H46V80H48V81H46V83H45V81L43 80L42 81V79H41V82L40 81H34V82H40L39 84H37V85H35V83H32L33 81H32V79L34 78V79H36L38 76L39 77H41V74H39L38 72H36ZM21 72V74H19ZM34 73H36V74H34ZM37 73H38V75H37ZM91 73V76L94 78H92V80H91V78L89 79L88 77L90 76L89 74ZM1 74V73H0ZM12 74H14V75H12ZM18 74V75H17ZM31 74V75H30ZM24 76V78H26L25 80H26V83H29L30 82V84H27V86H25V85H23L24 83H25V80H24V78H19V77H23ZM33 75V78H31V76ZM12 76V77H11ZM13 76H14V78H13ZM15 76H17V77H15ZM28 76H30V77H28ZM90 76V77H91ZM8 78L9 79V81H8V79H7V81H6V78ZM27 77H28V79L29 80H27ZM89 79H87V78ZM1 78H0V80H1ZM15 78H16V82H14L15 81ZM83 78L85 79L86 78V80L88 81H86V83L85 82H83L84 80H83ZM98 79V80H96V79ZM12 79L14 80V81H12ZM33 79V80H34ZM37 79H39V78H37ZM74 79H76V80H74ZM102 79H107V80H110V81H112V82H110L109 81V84L111 83L112 85H118V84H120V86H117V87H121V85L124 87V88H126V89H128V92H129V90L130 91H132V95H131V93H128L127 92V94H125V96H124V93L125 92H120V93H118L119 91L116 89V91H115V89H113V87L111 88V86H110V88L112 89V91H111V89H104L106 86H108L109 84H107V82H105V81H107V80H102ZM32 82H31V81ZM40 80V79H39ZM72 80H74L73 81V83H72ZM80 80H83V81H81V84L83 83V85H81L80 84V82H78V81H80ZM18 81H19V85H18ZM24 81V82H23ZM27 81H29V82H27ZM60 81H62V83L60 82ZM68 81V82H67ZM69 81H70V84H67V83H69ZM75 81H77V84H76V82ZM89 81H91V82H89ZM95 81H103L105 84V87H104V85H103V89L104 90H100L99 88V86H100V83H96ZM11 82H14V83H12V85H11ZM20 82H23V84L21 83V85H20ZM42 82H43V84H42ZM60 83V85L62 84V86H58L57 85V83ZM63 82H64V85H65V83H66V85H67V88L68 87H70L71 85H74V83L76 84L75 85V87L74 86H72V89H73V91H75L74 89H76L77 87V85H78V88H79V85H80V90L78 91L77 89H76V92L78 93V94H76L75 92H73V91H70V89H67V90H69L68 91V93L70 94V96L71 97H69V96H67V94L65 95V93L66 92H64V94H63V89L66 87V85H65V87L64 88H60V87H63ZM96 83V85L99 87H95L94 86V84H93V86L94 87H92V88H94L95 90H94V93L96 92L97 93V90H96V88H98V90L99 91H101V94L102 93H104L105 92V90H110L111 91V93H109V94H107V93H104V94H102V96H99L98 97V93L97 94H94L93 93V89L91 88V84L92 83ZM115 82H117V83H115ZM7 83V84H6ZM8 83H10L9 84V86H7L8 85ZM15 83L18 85V87H20L19 88V91H18V88L16 89L15 87H17L16 85H15ZM25 83V84H26ZM85 83V84H84ZM88 83H90V85L91 86H88L87 87V85H89ZM115 83V84H114ZM14 84V85H13ZM51 84V85H50ZM87 84V85H86ZM102 84V83H101ZM107 84V85H106ZM29 85V86H28ZM85 85V86H84ZM12 86V87H11ZM24 88H23V87ZM31 86V87H30ZM33 86V87H34ZM55 86H58V88L61 90V92H62V94H61V92H60V90H58L57 89V87H56V90L55 89H53ZM83 86V87H82ZM27 87V88H26ZM30 87V88H29ZM74 87V88H73ZM86 87V88H85ZM90 87V88H89ZM101 87H102V85H101ZM109 87V86H108ZM14 88V89H13ZM46 88V86L45 87H42V89H45ZM87 89L86 91L84 90L83 91V89ZM124 88H121V91L122 90H124ZM15 91H17L18 92V94L17 95H19V96H15V95H13V93L15 94V92L13 91V90ZM23 89V90H22ZM33 89V88H32ZM31 89V90H32ZM66 89H65V91H66ZM82 89V90H81ZM92 89V90H91ZM88 90H90L89 92H92V94L90 95V93L88 92ZM4 91V92H3ZM34 91V90H33ZM35 91V92H36ZM82 91V92H81ZM109 91V92H110ZM20 92V93H19ZM29 93H31L30 92V90L28 91ZM35 92H32V93H35ZM60 92V94H58ZM80 92H81V95H79L80 94ZM83 92H85L86 93V95H82L83 94ZM106 92H108V91H106ZM39 93H36V94H38L39 95ZM72 93V94H71ZM73 93H74V95L76 94V95H78V96H81L80 98H83V100H82V102H80L79 104H76L78 101H81L79 98H78V96H77V98H75V100L77 99V102L75 101H73V99H74V96L72 97V95H73ZM87 93H89V94H87ZM122 93V97H121V95H119V94H121ZM51 94V95H50ZM129 94V95H128ZM23 95V96H22ZM27 95H28V93H27ZM30 95V96H31ZM39 95V96H40ZM76 95H75V97H76ZM90 95V96H89ZM95 95V98H97L98 97V99H96L95 100V103L93 104L92 103V106L91 105H89V102L88 101H90L91 102V100H93V102H94V96ZM104 95V96H103ZM126 95H128L129 97H127ZM131 95V96H130ZM135 96L134 98L132 97V96ZM10 97V98H7V97ZM20 96H22V97H20ZM35 96V97H34ZM83 96V97H82ZM123 99V101H122V99L120 100V97ZM126 97L127 99L126 100H124V97ZM17 97V98H16ZM90 97V98H91ZM0 98H1V96H0ZM15 98H16V100H15ZM19 98V99H18ZM28 98V97H27ZM31 98V97H30ZM67 98L70 100L71 98H73V99H71L72 101H73V103H75L76 104V107L77 108H79V110H77L76 108H75V105H73L72 107H70V109H68L67 110V108H65V101H67ZM24 99H26V98H24ZM23 99V100H24ZM63 99H65V101L63 100ZM88 99V100H87ZM129 99H131V100H129ZM12 100V99H11ZM22 100V101H23ZM68 100V101H69ZM70 100V101H71ZM133 100V101H132ZM6 101H9V102H7L8 104H6L5 102ZM24 101H27V100H24ZM28 101H29V99H28ZM31 101V100H30ZM33 101V100H32ZM36 101H39L40 103L39 104H36L37 102ZM67 101V102H68ZM12 102V101H11ZM10 102V105L9 106H11V103ZM19 102H20V100H19ZM18 102V103H19ZM123 102H124V104H123ZM14 104L13 105H15L16 103L15 102H13ZM21 103V102H20ZM19 103V105L18 104H16L17 106H20L21 104H23V103H21L20 104ZM69 104H70V102H68ZM84 103V104H85ZM124 105H122V104ZM56 104H57V108L55 107L56 106ZM120 104V105H119ZM26 105H27V103H26ZM26 105H24V106H26ZM71 105V104H70ZM79 105V106H78ZM83 105V106H82ZM90 106V111H89V106ZM137 105V106H136ZM28 106H31L30 104H28ZM32 106H34V105H32ZM102 106V107H101ZM0 107V108H1ZM15 107V106H14ZM5 108H7V107H5ZM11 107H8V109H10ZM13 108V107H12ZM20 108H22L21 106H20ZM19 108V110H21ZM35 108V107H34ZM69 108V107H68ZM102 108V109H103ZM127 108H125L126 109V111L128 110ZM16 109V108H15ZM15 109L14 110H12V111H15ZM18 109V108H17ZM16 109V110H17ZM23 109V108H22ZM25 109V108H24ZM27 109V108H26ZM36 109V108H35ZM75 109H76V112H74L75 111ZM83 109V108H82ZM86 109V110H85ZM101 109V110H102ZM120 109V110H121ZM133 109V108H132ZM5 110V109H4ZM3 110V111H4ZM28 110H32L31 108L30 109H28ZM116 110V114L115 113H113V111H115ZM122 110V111H123ZM6 111H7V109H6ZM5 111V112H6ZM18 111V110H17ZM17 111H15L16 113H20V112H17ZM24 111V110H23ZM22 111V112H23ZM100 111V109H97L96 111H91V114L90 115H88V113H87V117H91V115L93 114L92 112H94V113H96V112H99ZM125 111V110H124ZM28 112H30V111H28ZM44 112V113H45ZM106 112V113H105ZM112 112V113H111ZM118 112V113H117ZM127 112H130L131 113V110L130 111H127ZM132 112H135V111H132ZM2 113V112H1ZM0 113V114H1ZM13 112H11V111H9V114H12ZM26 113H27V111H26ZM40 113V112H39ZM38 113V114H39ZM50 113H52L53 115H51ZM54 113H55V115H54ZM72 113V111L70 112V114ZM82 113V114H81ZM135 113H137V112H135ZM14 114V113H13ZM70 114L68 115V116H70ZM97 114V113H96ZM95 114V115H96ZM103 114V115H104ZM121 114H122V112H121ZM129 114V113H128ZM134 114V113H133ZM131 115L132 117H134L136 114H134V115ZM2 115V114H1ZM15 115V114H14ZM61 115V114H60ZM59 115V116H60ZM94 115V114H93ZM93 115H92V117H93ZM94 115V116H95ZM103 115H101V116H103ZM106 115H108V114H106ZM126 115V114H125ZM18 116H20V115H18ZM22 116V115H21ZM28 117V119L26 120V121H24V118L25 117ZM50 116V117H49ZM65 116H67V115H62V116H60V118H62V117H65ZM96 116H98V115H96ZM101 116H100V118H101ZM120 116H122V115H120ZM26 117V118H27ZM47 117H49V118H51L50 119V123H48V125L46 126H44L43 125V123L44 122H42V120L44 119V120H49V118L48 119H46ZM73 117V116H72ZM99 117V116H98ZM106 117V116H105ZM111 117V116H110ZM114 117V116H113ZM136 117V116H135ZM134 117V118H135ZM75 118V117H74ZM104 118V117H103ZM103 118H101V119H103ZM121 118H123V117H121ZM124 118H126V117H124ZM134 118H132L133 120H134ZM31 119V120H32ZM56 119H59V117L58 118H56ZM67 119V118H66ZM81 119V118H80ZM79 118L77 119V121L78 120H80ZM86 119V118H85ZM88 120H89V118H87ZM95 119V117H93V120ZM114 120H118L119 118H117V116H116V118L114 117L113 118ZM137 119H139L138 117H136L135 118V120H137ZM139 119V120H140ZM144 119V120H143ZM3 120V119H2ZM19 120V121H20ZM36 120H37V122H36ZM93 120H92V118H91V121L90 122H93ZM105 120V119H104ZM123 120H127V119H123ZM130 120V119H129ZM16 121V120H15ZM18 121V122H19ZM38 121L40 122V124L38 123ZM52 121V122H51ZM56 121V120H55ZM58 121H60V119L58 120ZM65 121V120H64ZM64 121H62L61 120V123H62V126H63V122ZM87 121V120H86ZM106 121H108V120H106ZM111 121V120H110ZM21 122V123H22ZM33 122H35V123H33ZM80 122H82L83 123V121H81L80 120ZM85 122V121H84ZM100 122H101V120H100ZM119 122H121L120 120H119ZM131 122V123H130ZM130 122H128L130 125L129 126H126V124H128V123H126V124H124L125 126H126V129L128 128V127H130L131 126V128L133 127V125L135 124V121H130ZM132 122L134 123V124H132ZM9 123H11V122H9ZM14 123H17V122H14ZM20 123V124H21ZM33 125H37V126H39L38 128L41 130V132H40V130H38L39 132H40V134H41V138H39L40 139V141H38V144H39V142H41V140H42V142H41V144H40V146L41 145H43V147L41 146L40 147V150L42 149L43 151H40L38 148H39V146H38V144L36 145L35 144V142H37V140L36 139H38L37 138V136L38 135H40L39 133H37V135H36V132L35 131H33L32 132V130L34 129V127L35 126H33ZM89 123V122H88ZM99 123V121L98 120H96L95 119V122H93V124H87V125H89V126H86V123H84L83 125H84V127L86 126V127H91V125H94V127L96 126V127H98V129L99 128H101L102 130L101 131H103V128L106 126H104V123L102 122V124H103V126L101 125V127H100V125L98 124ZM107 123V122H106ZM105 123V124H106ZM110 123V122H109ZM122 124H123V122H121ZM27 124V123H26ZM42 124V125H41ZM45 124V123H44ZM47 124V123H46ZM49 124H52V125H49ZM54 124H56V122H54ZM69 124V123H68ZM70 124H72V123H70ZM70 124H69V127H71L70 126ZM108 124V123H107ZM115 124V123H114ZM116 124H117V122H116ZM139 124H140V121H139ZM4 125H6V123L4 124ZM11 125H12V123H11ZM17 125H19V123L17 124ZM31 127H30V126ZM41 125V126H40ZM57 125H58V122H57ZM64 125H65V123H64ZM79 125V124H78ZM98 125V126H97ZM113 125V124H112ZM124 125H123V127H124ZM137 125H138V123H137ZM2 126V125H1ZM13 126V125H12ZM16 125L14 124V127H15ZM20 126V125H19ZM23 126H21V127H23ZM28 126V127H27ZM36 126V127H37ZM42 126H44V127H42ZM56 126V125H55ZM54 126V127H55ZM82 126V125H81ZM108 126H109V124H108ZM134 126H136V125H134ZM14 127H13V130H14ZM18 127V126H17ZM17 127H16V129H17ZM30 127V128H29ZM50 127H48L49 129H50ZM57 127V126H56ZM65 127H66V125H65ZM65 127H64V129H65ZM85 127V128H86ZM93 127V126H92ZM92 127L91 128H89V129H91V130H89V129H87L86 128V130L83 128L82 130H85L84 131V133L82 132V130H81V133H83V134H81V133H79V134H75L76 132H73L74 134H72V135H70L69 133H71V129L69 130V128L67 129V130H69L67 133L71 136V137H69L70 139H68V137H67V133H65L66 134V138H65V136L63 137V138H65V139H67V141L68 140H71L72 138L74 139H76V138H78L79 136H80V134H81V136H83V135H85L86 134V136H84V138H87V133L86 132H89V134L91 135V133H92V136H90V137H92L93 139H94V135H95V139H94V141H92V142H94L93 144L94 145H97L98 144V142H99V140H100V142H102L101 144L103 145V140H104V143L106 142L105 141V139L107 140L109 137H111V136H108V138L106 137L105 138V135H101L100 133H101V131L99 130L98 131V129L95 127H93L94 129V131H92ZM103 127V128H102ZM115 127H116V125H115ZM115 127H112V128H115ZM139 127H140V125H139ZM7 128V127H6ZM5 128V129H6ZM29 128V129H28ZM31 128H33V129H31ZM42 128V129H41ZM43 128H44V130H43ZM47 128V129H48ZM82 128V127H81ZM81 128H79V129H81ZM106 128V127H105ZM109 128V127H108ZM134 128V127H133ZM132 128V129H133ZM140 128V129H141ZM0 129H3V128H1L0 127ZM4 129V130H5ZM10 129H12L11 127H10ZM36 129V128H35ZM34 129V130H35ZM48 129V130H49ZM53 129V128H52ZM57 129V128H56ZM55 129V130H56ZM59 129H61V128H58V130ZM62 129H63V127H62ZM61 129V130H62ZM96 129H97V132H95L96 131ZM116 129V128H115ZM120 129V128H119ZM123 129V128H122ZM140 129H138V126L136 127V129H133L132 131H133V133L136 131V130H139V131H141ZM7 130H8V128H7ZM61 130H59V131H61ZM77 130V129H76ZM37 131V130H36ZM42 131H45V132H43L42 133ZM64 130H62L61 132H63ZM66 131V130H65ZM92 131V132H91ZM104 131H105V133L104 134H106L107 132H106V130L104 129ZM103 131V132H104ZM107 131H109L108 129H107ZM111 131H114V130H111ZM120 131V130H119ZM128 131L130 132V129H128ZM128 131H125V132H128ZM139 131L138 132H136L137 134H139ZM142 131V132H143ZM158 131V132H157ZM0 132H1V130H0ZM9 133V138L11 139L12 137H13V132H12V130L11 131H8ZM12 132V134H10ZM14 132H15V130H14ZM30 132V134H28ZM35 132V133H34ZM49 132V131H48ZM50 132H51V130H50ZM52 132H53V130H52ZM57 132V133H56ZM100 132V133H99ZM122 132V131H121ZM141 132V133H142ZM2 133V132H1ZM21 133V134H22ZM36 135V137H32L31 135ZM95 133H97V134H99V135H97V134H95ZM109 133V132H108ZM114 133V132H113ZM116 133H117V131H116ZM116 133H115V135H116ZM119 133V132H118ZM117 133V134H118ZM131 133V132H130ZM129 133V134H130ZM136 133H134V134H136ZM140 133V134H141ZM144 133V132H143ZM161 133V134H160ZM4 132H3V137L1 138V139H3V141L2 142H4V138H7V137H5V136H7V132H6V135L4 136ZM20 133H19V136H17L18 138H19V140L20 141H22L21 139H20V137L21 138H23L22 136H20L21 135ZM22 134V135H23ZM52 135L51 137H53V142H52V144H50L49 143V139H48V137L46 136L45 137V135ZM103 134V133H102ZM112 134V133H111ZM124 134V133H123ZM132 134V133H131ZM133 134V135H134ZM138 135L139 137H138V140L140 141V143H142L141 141L142 140H140V136L142 137L141 139H143V137H144V135ZM2 135V134H1ZM10 135H12L11 137H10ZM79 135V136H78ZM108 134H106V136H107ZM110 135V134H109ZM119 135H122V133L120 134L119 133ZM133 135H130V136H133ZM78 136V137H77ZM80 136V137H81ZM97 136V137H96ZM100 136H101V139H100ZM104 136V137H103ZM117 136V135H116ZM116 136H115V138H116ZM125 136V135H124ZM27 137V138H26ZM44 137V138H43ZM89 136H88V139H91V140H93L92 138H90ZM99 137V138H98ZM103 137V138H102ZM126 137V136H125ZM127 137H129L128 136V133H127ZM135 137V136H134ZM32 138V139H31ZM33 138L35 139V142H34V140H33ZM50 138V137H49ZM57 138V139H56ZM83 138V137H82ZM112 138V137H111ZM111 138L109 139L110 141H108L107 140V145H108V142H112V140H111ZM114 138V137H113ZM114 138V139H115ZM119 138H120V136L118 137V138H116L115 140H117L118 139V141H119ZM130 138V137H129ZM129 138L127 139V140H129ZM131 138H133V137H131ZM145 138V137H144ZM44 139V140H43ZM51 139V138H50ZM98 139V140H97ZM122 139V138H121ZM125 139V138H124ZM153 139V140H154ZM14 140H16V139H14ZM18 140V141H19ZM61 140V139H60ZM86 140V139H85ZM135 140V139H134ZM148 140V141H149ZM153 140H151L149 143H151ZM6 141V140H5ZM7 141L9 142V140H8V138H7ZM23 141V143H26V142H24ZM29 141V142H28ZM46 143H44V142ZM51 141V140H50ZM75 141V140H74ZM81 140L79 139V142H80ZM95 141H96V143H95ZM98 141V142H97ZM136 141V140H135ZM147 141V142H148ZM155 141V140H154ZM2 142L0 141V143H1V145H2ZM55 142V143H56ZM76 142V141H75ZM99 142V143H100ZM120 142H122L123 143V139H122V141H120ZM124 142H126V141H124ZM131 142H133V139H132V141ZM138 142V141H137ZM146 140H145V142L143 141V146L145 147V145H146ZM15 143V142H14ZM13 143V144H14ZM20 144H21V142H19ZM23 143L21 144V145H19L20 146V149H21V146L22 147H24L23 146ZM29 143V144H28ZM30 143H31V145H32V147H30L31 145H30ZM33 143V144H32ZM69 143H70V141H69ZM71 143H72V145H74L73 144V141H71ZM70 143V144H71ZM114 143V142H113ZM121 143V144H122ZM135 142H133V144H134ZM9 144V143H8ZM11 144V143H10ZM9 144V145H10ZM16 145L18 144V143H15ZM49 144V145H48ZM69 144V145H70ZM81 144H83L82 142H81ZM91 144V143H90ZM93 144H91V145H93ZM119 145H120V143H118ZM117 144V145H118ZM127 144V143H126ZM129 144V143H128ZM132 144V145H133ZM137 144V143H136ZM145 144V145H144ZM9 145H7V142H5L4 143V146H8V149L10 150V146ZM45 145H47V146H45ZM59 145H60V143H59ZM91 145H90V148H91ZM94 145H93V147H94ZM116 145V144H115ZM138 145H140V144H138ZM137 145V146H138ZM141 145V146H142ZM149 145V146H150ZM3 146V145H2ZM47 148V149H45V147ZM49 146H50V148L52 149V151L54 152V150H55V153H54V155L52 156V155H50V154H53L52 153V151H51V149L49 148ZM53 146V147H52ZM64 146V145H63ZM63 146L61 147V149L63 148ZM67 146V145H66ZM106 146V145H105ZM111 146V145H110ZM109 146V147H110ZM11 147H12V144H11ZM69 147H73V146H69ZM104 147V146H103ZM115 147V146H114ZM128 147H133V146H131V143H130V146H128ZM127 147V149H128V151H129V149L130 150H132L131 148H128ZM150 148L149 147V150H153V148ZM157 147H158V149H157ZM2 148L3 147H1L0 148V150H2ZM15 148V147H14ZM58 148H59V146H58ZM97 148V147H96ZM99 148V151H97V152H95V153H93L92 155L93 156H97V153H98V158L100 159V157H99V153H100V147H98ZM121 148H124V147H121ZM135 148H136V146H135ZM141 148V150L140 151H142L144 148H142V147H140ZM4 149L5 150H3V151H6V150H8L6 147H4ZM12 149V148H11ZM26 149V148H25ZM38 149V150H37ZM44 149H45V152H46V150H47V152H48V150H49V152L51 151V153H49V154H45V152H44ZM57 149V150H56ZM73 149V148H72ZM75 149V148H74ZM73 149V150H74ZM81 149V148H80ZM88 149V148H87ZM117 149V148H116ZM114 150V151H117V150ZM125 149V148H124ZM137 149V148H136ZM138 149H139V147H138ZM137 149V150H138ZM13 150V153L11 152V151H7L8 153L9 152H11V153H9V157L7 156V154L8 153H6L5 155H6V160L5 161H7V160H11L12 161V157H16L15 155H17L16 154V152H18V151H16L15 153H14V149H12ZM16 150V149H15ZM37 150V151H36ZM104 150V148L102 149V151ZM111 150L112 149H110V152H111ZM149 150H148V152H149ZM40 151V152H39ZM75 151V150H74ZM82 151H83V149H82ZM85 151V150H84ZM93 152V150H89V152ZM96 151V150H95ZM101 151V152H102ZM114 151L112 150V152L114 153ZM134 151V150H133ZM140 151H139V154H143V155H145L144 153H147V154H149L150 155V153H148V152H141L140 153ZM144 151V150H143ZM21 152V151H20ZM20 152H18L19 154H20ZM41 152H42V154H41ZM69 152V151H68ZM77 152V151H76ZM76 152H75V154H76ZM87 152V150L85 151V153ZM91 152L90 153H86V155L88 154H91ZM103 152H106V153H104V154H106L105 155V157L107 156V154L108 153H110V152H108V150L107 151H103ZM110 153V156H112V154L113 153ZM123 153L125 152V154H122L123 156L124 155H126V157L128 156V158H130V156H131V158H132V154H133V152H131L132 154H130L129 152L128 153H126V150L125 151H122ZM154 151H152V153H153ZM1 153V152H0ZM3 153H5V152H3ZM151 153V155H153V157H154V154H152ZM12 154H14L13 156H11ZM28 154V155H27ZM69 154V153H68ZM79 154V153H78ZM77 154V155H78ZM95 154V155H94ZM103 154V155H104ZM117 154V153H116ZM118 154H120V153H118ZM118 154H117V156H118ZM134 154L136 155L137 154V152L135 153V151H134ZM138 154V155H139ZM258 154V156H260L259 158H260V162H259V164L256 162L255 163V167L253 168L254 169V172L255 171H257L256 173L258 174V172H260L261 170H262V172L264 171V148H262L261 149V151L260 152H258L257 153ZM2 155H4V154H0V156H1V158H0V162L2 163V165L5 163H3V161H4V159H5V156L3 157ZM45 155V156H44ZM82 155H84V157L83 158H86L85 157V154H84V152H82ZM102 155V154H101ZM114 155L115 154H113V157H114ZM135 155H133V157L135 156ZM40 156V157H39ZM46 156H52V157H54V158H52L51 160L48 158V157H46ZM71 156V158L72 159H70L69 158V160H71V161H69L67 158L68 157H70ZM140 156V155H139ZM258 156H256V157H258ZM2 157H3V159H2ZM7 157H8V159H7ZM11 157V159H9ZM46 157V158H45ZM76 157V156H75ZM88 158H89V156H87ZM90 157H92V156H90ZM136 157V156H135ZM152 157V158H153ZM42 158H40V159H42ZM45 158V159H44ZM76 158H78V156L76 157ZM87 158V159H88ZM97 158V159H98ZM125 158V157H124ZM143 158V157H142ZM142 158H140V159H142ZM144 158H147L146 156L144 157ZM259 158H254V159H257V160H255V161H258L259 160ZM17 159V158H16ZM16 159H14V161L16 160ZM81 159V158H80ZM105 160V163H104V167H110V165H111V162H112V160H111V158H109L110 160H108V156H107V158H104V156H103V158L101 159V160H99V161H101L100 163H103V161ZM107 159V160H106ZM133 159V158H132ZM138 159V156H137V158L135 159V160H137ZM139 159V160H140ZM148 159H149V157H148ZM147 159V160H148ZM2 160V161H1ZM18 160V159H17ZM59 162H58V161ZM96 160V157H95V159H94V161ZM113 160H117V159H113ZM129 159H127V161H128ZM134 160V159H133ZM153 160L155 161V158H153ZM10 161V163H11V165L9 164V167H6L5 168V166H6V164L7 163H9V161H7L6 163H5V165H4V168L5 169H7V168H10V166L11 167H13V165H12V163L14 164V166H15V162L13 161V162H11ZM50 161V162H49ZM74 161V162H73ZM82 161V160H81ZM87 161V160H86ZM89 161V160H88ZM93 161V162H94ZM110 161V162H109ZM144 161H146L145 159H144ZM149 161V160H148ZM147 161V162H148ZM254 161V162H255ZM28 162V166H27V163ZM29 162H31V163H29ZM69 162H72V163H74V165L76 164V163H78V165L76 166V168H75V166H73L72 165V163H69ZM76 162V163H75ZM93 162H91V163H89V166L90 165H93L94 163ZM96 162H98V161H96ZM107 162H109V163H107ZM115 162V161H114ZM113 162V163H114ZM121 162V161H120ZM122 162H123V160H122ZM136 162H138V160L136 161ZM158 162V161H157ZM157 162H154L155 164H157ZM56 163H54V165L56 164ZM82 164H83V162H81ZM106 163H107V165H106ZM117 163V162H116ZM144 162H142V164H143ZM149 163V162H148ZM252 163V162H251ZM41 164V165H42ZM61 164V165H62ZM84 164H85V166H87L86 165V163L84 162ZM120 164V163H119ZM123 164H124V162H123ZM141 164V163H140ZM139 165V166H143V165ZM150 164H151V162H150ZM228 164H231L232 165V167H231V170H229V168L227 167V165ZM245 164V163H244ZM1 165V166H2ZM17 163H16V168L17 169H19L20 168V166L18 165V167H17ZM25 165H23L24 167H25ZM46 165V164H45ZM50 164H48L46 167H48V168H50V167H54V166H49ZM51 165H53V164H51ZM57 165V164H56ZM71 165L73 166V167H71ZM97 165H100V164H98L97 163ZM97 165H95V166H97ZM106 165V166H105ZM115 165V164H114ZM134 165V164H133ZM137 165V164H136ZM144 165H146V163H144ZM249 165H250V163H249ZM0 166V167H1ZM7 166H8V164H7ZM58 166H56V168L58 169ZM94 166V165H93ZM115 166H118V167H120L119 165H115ZM121 166H125V164L124 165H121ZM128 166V165H127ZM127 166H125V167H127ZM139 166L137 165L135 168H137V169H139ZM251 166V165H250ZM24 167H23V169H24ZM25 167V168H26ZM43 167V166H42ZM60 167V169L62 168V166H59ZM67 167H69V168H67ZM123 168V169H125L126 171L128 170L127 168ZM248 167V166H247ZM21 168H22V165H21ZM21 168H20V170H21ZM29 168V169H30ZM37 168H38V166H37ZM44 168H45V166H44ZM72 168H75L74 170L72 169ZM97 168V167H96ZM99 168V167H98ZM154 168V167H153ZM11 169V168H10ZM14 169H15V167H13V172H15L14 171ZM16 169V170H17ZM28 169V168H27ZM47 169V168H46ZM53 168H51V170H52ZM60 169H58V170H60ZM106 169V168H105ZM114 169V168H113ZM112 169V170H113ZM118 169H121V168H118ZM141 169V168H140ZM140 169L139 170H135L134 172L135 173H137L138 171H140ZM244 169V168H243ZM1 170H4L3 168H1ZM57 170V171H58ZM95 170V169H94ZM100 170V169H99ZM101 170H103V172H104V169L102 168V166H101ZM107 170V169H106ZM111 169H109V170H107V171H112ZM122 170V169H121ZM125 170H123L124 171V173H126L125 172ZM129 170H130V168H129ZM128 170V171H129ZM131 170H132V167H131ZM142 170V169H141ZM142 170V171H143ZM242 170V169H241ZM249 170V171H250ZM9 172H12V171H10V170H8ZM7 170L6 171H4V172H2L3 173V175H5L6 173H7V175H8V172ZM29 171H33L32 169L31 170H29ZM95 171H97V170H95ZM107 171H106V173H107ZM122 171V172H123ZM142 171L141 172H138V173H142ZM230 171H233V174L235 175H233L232 174V172H230ZM243 171V170H242ZM252 171V170H251ZM54 172H55V170H54ZM83 172H85V171H83ZM99 172V171H98ZM253 172V174L255 175V173ZM2 173L0 174L2 177H3V175H2ZM49 173L51 174L52 173V175H49ZM57 173V172H56ZM80 173V172H79ZM79 173H76V174H79ZM89 173H91V172H89ZM101 173V172H100ZM109 173V172H108ZM146 172H144V174H145ZM264 173V172H263ZM263 173H262V175H263ZM10 174V173H9ZM13 174V173H12ZM18 174V173H17ZM17 174H15V175H17ZM20 174H18V178H20ZM31 173H29V176H32V177H29V178H31V179H33V174H34V172H32V175H30ZM35 174H37V172H35ZM75 174V175H76ZM84 174H86V173H84ZM83 174V175H84ZM40 174H38V176H39ZM56 175V176H57ZM74 175V176H75ZM87 175L89 176V174L87 173ZM37 176V175H36ZM37 176V177H38ZM41 176V175H40ZM47 176L49 177V178H47ZM70 176V175H69ZM73 176V177H74ZM93 176H97V174H93L92 173V175H90V178L92 179V177ZM137 176V175H136ZM258 176H259V174H258ZM264 176V175H263ZM8 177V176H7ZM10 177V180H9V178L7 179V180H9V182H6L7 180H3L4 182H0V183H5V184H7L8 183V186H9V183L10 182H12L11 184H13L14 185V181L15 180H17V176L16 177H14V175H12V176H9ZM13 177V178H12ZM24 177V178H25ZM15 178V180H13ZM24 178H20V179H24ZM35 178V177H34ZM97 177H95V179H96ZM100 178V177H99ZM98 178V179H99ZM129 178V177H128ZM140 178H142L141 176H140ZM241 178V179H240ZM20 179H18L19 181H20ZM26 179V180H27ZM57 179V178H56ZM127 179V178H126ZM125 179V180H126ZM136 179V178H135ZM257 179V178H256ZM141 180V181H140ZM40 181V182H39ZM54 181H55V183H54ZM61 181H66V183L65 184H67L66 185V187L64 186V183L62 184V182ZM14 182V183H13ZM17 182V181H16ZM21 182V181H20ZM44 182H47V181H44ZM47 182V183H48ZM67 182H72V184L69 186V188H68V183ZM74 182V183H73ZM91 182H95L94 180H92ZM98 182V181H97ZM97 182H95V184L94 185H98V183ZM23 186L26 184V182H24L23 181ZM27 183H28V181H27ZM262 184H263V182H261ZM3 184H1V188H2V186H3ZM11 184H10V186H11ZM31 184V185H32ZM40 184V185H39ZM51 184V183H50ZM103 184V183H102ZM113 184V185H112ZM18 185H19V183H18ZM21 185H22V182H21ZM21 185H19V186H21ZM27 186H28V184H26ZM30 185V184H29ZM30 185V186H31ZM36 185H39V186H37L36 187ZM55 185H54V187H55ZM63 185V186H62ZM76 185V184H75ZM78 185V184H77ZM96 185V186H97ZM6 186L7 185H5L4 187H5V189H6ZM30 186H28L27 188H29ZM62 186V187H61ZM74 186V185H73ZM72 186V187H73ZM103 186V185H102ZM1 188H0V192L2 191L1 190ZM7 188H9L10 189V187H7ZM13 188H15V187H13ZM24 188V187H23ZM26 188V187H25ZM66 188V189H65ZM75 188H77V187H75ZM103 188H104V190H103ZM106 188V189H105ZM3 189V188H2ZM3 189V191L5 192L6 190H7V192L9 191L8 189ZM22 189V188H21ZM68 189V190H67ZM69 189H70V191H69ZM107 189H109L110 191H108ZM11 191L10 192H12V189H10ZM108 192H107V191ZM2 191V192H3ZM4 192H3V194L1 193V197H3L2 195H5V194H7V193H5L4 194ZM76 192V193H75ZM12 193H14V192H12ZM22 193V192H21ZM20 194V195H19ZM8 195V194H7ZM9 196V195H8ZM10 196H12L11 195V193H10ZM16 196V195H15ZM8 197L7 196H4V199H1L0 201H3L4 200V202L6 201V200H8L9 201V199H7ZM7 202V201H6ZM11 202V201H10ZM5 208V209H4ZM5 210V211H4ZM206 211H208V210H206ZM210 211V210H209ZM212 212V211H211ZM207 213H209V212H207ZM206 213V214H207ZM209 215V214H208ZM207 216V215H206ZM211 216V215H210ZM208 217V216H207ZM206 217V218H207ZM216 217H217V219H216ZM205 220H207V219H205ZM201 222H203V220L201 221ZM209 222V221H208ZM208 222H206L208 225L210 224V223H208ZM211 225H209V228L211 229ZM221 225H222V227H221ZM213 227H212V229H213ZM183 229V230H182ZM210 229L208 230L209 232H210ZM212 229H211V232L210 233H212V235H211V239L213 240V238L216 240V242L217 243H220L219 242V240L218 239H220L221 237H220V235L221 234H219V231H218V234H219V236H217V235H215L216 234V232H212ZM207 231V232H208ZM207 232H205V233H207ZM210 233H209V235H210ZM208 234V233H207ZM206 234H204L203 235V237L204 238H210V237H207V236H209V235H206ZM225 235V234H224ZM213 236V237H212ZM217 236V238H215ZM219 237V238H218ZM251 239H253V240H251ZM209 241H210V239H208ZM221 240V239H220ZM221 240V241H222ZM19 242H23V244H24V246L20 249V247H19V245H22V244H20ZM223 242V241H222ZM249 242V243H250ZM17 243H19V244H17ZM211 243V242H210ZM15 244H17V246L15 245ZM213 245H214V249H213ZM10 246V247H9ZM11 246H12V248L14 249V248H19L20 249V251H19V249H15V251L11 248ZM41 246V247H40ZM48 246H50V247H48ZM38 247H40V248H38ZM8 248H10V250L8 249ZM48 248V249H47ZM51 250H50V249ZM77 248H78V250H77ZM80 248V249H79ZM252 248V247H251ZM264 247H262V249H263ZM4 249H6V252H3V250ZM45 249L47 250V251H45ZM64 252V254H66V256L63 258L62 256V260H60V258H57L56 259V257H54L55 256V253L57 252V254L56 255H60L61 254V250ZM260 250H261V248H259ZM258 249V250H259ZM7 250H9L8 252H7ZM50 252H49V251ZM58 250V251H57ZM83 250V251H82ZM259 250V251H260ZM264 250V249H263ZM5 251V250H4ZM17 251V252H16ZM43 251H45V254H46V258L47 259H45L44 257H45V255H44V252ZM85 251V252H84ZM247 251H251V254L248 252V254H250V256L248 255L247 256ZM262 251V250H261ZM3 252V253H2ZM12 252V253H11ZM16 252V253H15ZM26 252L27 253H29L30 255H32L33 257H34V261H32V259L33 258H31L32 256H28L27 254H26ZM59 252V253H58ZM130 252V253H129ZM11 253V254H10ZM24 253H25V256H28V257H30V260H31V262L30 263H28L30 260L29 259H27V260H29L28 262H26V258H28V257H24ZM48 253H49V255H48ZM74 253V254H73ZM98 253H100L99 254V256H97L98 255ZM129 253V254H128ZM5 254V255H4ZM14 254H16V255H14ZM89 254V255H88ZM91 254V255H90ZM97 254V255H96ZM104 254V255H103ZM211 254V255H210ZM216 254V255H217ZM256 254H258V255H256ZM14 256V258L12 257V258H10L11 256ZM48 255V256H47ZM78 255V254H77ZM76 255V256H77ZM128 255H130V256H128ZM196 255H198V254H196ZM257 257H256V256ZM6 256V257H5ZM85 256V257H86ZM128 256V257H127ZM215 256V255H214ZM2 257H3V259H2ZM7 259H5V258ZM15 257H16V259H15ZM79 257H80V255H79ZM81 257V258H82ZM85 257H83V258H85ZM123 257H124V255H123ZM122 257V258H123ZM217 257V256H216ZM257 258L256 260L254 259V258ZM8 258H10V259H8ZM23 258V259H22ZM25 258V259H24ZM78 258V257H77ZM81 258H79L80 259V261H81ZM122 258H119V260H121ZM125 258V257H124ZM206 258V257H205ZM211 258V257H210ZM214 258V257H213ZM224 258H229V259H224ZM15 259V261H13ZM65 259V260H64ZM45 260H46V262H45ZM56 260V261H55ZM60 262H59V261ZM64 260V261H63ZM71 260V261H70ZM86 260V258L84 259V260H82V262L83 261H85ZM89 260V261H90ZM116 259L114 258V261H115ZM131 259H129L128 261H130ZM204 260H207V258L206 259H204ZM214 261L216 260V261H218V259H216V258H214L213 259ZM255 260V261H254ZM62 261V262H61ZM74 261H76V259H74L73 260V264L75 263ZM78 261V260H77ZM76 261V262H77ZM89 261H87V262H89ZM108 261V259H106V261H104V263L103 264H107V262H108V264L109 263H113L112 261H110L109 262ZM122 261H124V260H121V262ZM215 261V262H216ZM4 262V263H3ZM11 262V263H12ZM17 262V263H16ZM23 262L22 263H20V264H23ZM64 262V263H63ZM87 262H86V264H87ZM118 262H120V261H118ZM120 262V263H121ZM215 262H214V264H215ZM220 262V261H219ZM219 262H217V264L219 263ZM10 263V264H11ZM12 263V264H13ZM78 264H81V262L79 263V262H77ZM85 263V262H84ZM114 264V263H113Z\"/></svg>",
    "mask_w": 264,
    "mask_h": 264
},
{
    "label": "rangeland",
    "instance_id": "374dc122",
    "mask_svg": "<svg viewBox=\"0 0 264 264\" xmlns=\"http://www.w3.org/2000/svg\"><path fill=\"white\" fill-rule=\"evenodd\" d=\"M0 1H1V2H0V9H3V10H4V13H5V14L2 13L3 10H0V18H1V19H7V20L9 19L10 16H12V17L14 16V17H16V19H17V18L19 19V17H20V19L22 18V21H23V20H24V21L21 22V23H19V22L21 21L20 19L17 20V22H16L15 19H14V17H13V18L10 17V18H12V19H11V20L9 19L8 21H6V23L9 22L8 25H10L11 23H12V24L14 23V24H13L14 26H16V27L18 26L17 28L20 27V29L14 28V29H16V31H17V30H23V29H21V28H22V27H23V28L25 27V31L28 30V32H29V33L27 32V35H28V36H32L31 39H33V35H29V34H30V31H31V28H29V26H28V24L30 23V21H29V20H30V15L32 16L31 21H32V22L34 21V23H33V25H34V24L36 23V21L38 22L37 19L40 20V18H41L40 16H42V15L45 16L44 12H46V7H47V8L49 7V8L47 9V12H46V13H48L49 15L46 14L47 17H43V18H41V19H44V18H45V19H44L45 21L48 20V16H50V13H52L51 15L53 16V14H55V11H56V12L58 11V10L54 9V12H53V10H52L50 7L54 6L55 8L59 9L58 7L61 6V5L63 4V3H62V4L60 3L61 5H59V4H57L58 1L55 0V1H57V2H56L57 6H58V7H57V6H55V5H56L55 3H53V4H52V3L49 4V3H50V2H49L50 0H49V1L47 0L49 3L46 2V4H48V5H50V6H48V5L46 6V4L44 3L45 0H42V1H39V0H38V1H39V4L41 5V7H40V5L38 4L37 0H36V2H35L34 0H24V1L26 2V5H27V6H28V5L30 6V7H29V6H28V7L26 6L27 9H28L27 11H29V13L25 12V11H26V7H25V5H24L25 9H22L23 7L21 8L22 10H25V11H24V14L26 13L25 16L29 17L28 19H27V17H25V18H26V20H25V18L23 19V17H24V16H23V13L21 12V13H22V14H21L20 12H18V9H17V12L20 13V15H18V16H16L18 13H12V12H10V13H12V14H10L9 12H5L6 9L12 11V7H13V5H11V4H12L13 2L16 4V3H18V1H21V2H22L23 0H12V1H11V0H0ZM4 1H5V2H4ZM7 1H8V3H6ZM10 1H11V2H10ZM16 1H17V2H16ZM24 1H23V3H24ZM52 1H54V0H52ZM73 1L76 2V0H73ZM78 1H79V0H78ZM103 1H104V0H102V2H103ZM112 1H113V2H112ZM116 1H117V0H115V1H114V0H111V1H110V2H111V5H112L114 2H115L114 4L117 5L118 3H116ZM125 1H127V3H126V2L124 3L122 0H121V1H120V0L117 1V2H120V5L118 4V6H120V7H118V6H116V7H118V8L115 7L118 11H117L115 8H114L115 10H113V8L111 9V11L113 10L112 13H115L116 15H117V12H119L118 14H120V15L122 14L121 16L119 15V16H117V17H115L116 15H115V16L113 15V16L115 17L114 19L118 20L119 17H121L120 20H118V23H119V22H121L122 20L125 21L127 18L134 17V16H129V17L126 16V13H128V12H126V11H130L129 13H131L132 10H133V8H134V10L136 11V12L134 11V13H137V14L135 15V17H134L136 23L134 22L135 24L133 23V25H131V26H133V28H131V30H132V29H134V31H135V30H143V29L146 30V29L149 27V29H147L146 31L143 30V31H141V32L139 31L140 33H137L138 35H142V37H143V35L145 34L144 32H147V31H148L147 34L144 35V36H148V35H149V31L152 32V31L155 30L158 26H159V27L161 26L160 28L158 27V29H157L158 31L161 30V29L163 28V25H164V27H165V28H164L165 30H167V29L169 30V27H170V28H171L170 30L172 31V28H174V27H172L173 25H171L172 23H170V22L173 21V22H174V25L177 27V28L175 27L176 30L178 29V30L180 31L182 28L184 29V31L186 30V34H184L183 29H182L183 33H182L181 31L179 32V31L177 30V33L179 32L178 34L184 38V39H182V40H183L182 42H184V44H186V43H187L186 41H188V40L185 39L187 36L189 37V35H187V33L190 34V32H191L192 30H194V32H195L196 29H194V28H195V26H196L198 29H200V31H199V35L201 36V34H202L203 37H202V36L200 37V36L198 35V33H196V32H195V33H196L195 38L192 36V34H190V35L192 36L193 40L197 41V43H198V40H202V43H203V40H206V39H208V38L211 37V39L213 38L212 41H214V43H213L212 41H207L208 45L211 46V44H212L211 47H213L214 44H216V43H217V44L215 45V47L218 46V42H215L217 39H218V41H219V44L221 43L220 46H221V45L223 46V41L226 40V41H224V42H226L227 45H230L229 47H230L231 50H232L233 43H230L232 40L229 41V43H228L227 41L230 40L231 37L234 39V37L236 36L235 41L238 42V44H240V47H242L241 42H240L241 39H242V41H243L242 43H244L245 45L247 44L246 46L243 45V46H245V47H243V48H244L245 50H247V51L242 50V48H241L242 51H240L239 45H238L237 43L234 42V44L238 46V47H237V49H238L237 52H236V50H235L236 47L233 48V49L235 50L234 53L236 54V56L239 55V56H237V57L235 56V57L237 58V60H238V58H240V55L242 56V55H244L246 52L248 53V55H247L248 57H247L246 55H244V56H245L244 58L247 57L248 59H252L254 56L256 57L257 54H258V53L256 52L257 54L255 53L256 55H253V52H254V51H257V50H254V49L257 47V43L261 40V39L259 40V38H262V37H260L259 35H256V36H259V38L257 37V39H258V40H257L256 37H255L254 35H252V38H250V37L248 38V37L246 36V37L249 39V42L251 41V42H250V45H249V43L244 42V41H246V40L248 41V39L246 38V40H244L245 37L242 36V35H244L243 31L237 29V31H236L237 34L234 32V35H235V36L232 34L233 32H232V33H228L229 31H231V29H230V28H231V27H230L231 24H232L233 26L235 25L234 27L239 28V25H241V23H240L241 20H242V24L247 23V22L244 20V15H242L241 13H239V16H240V17H241V15L243 16V17H241V18H240V17L238 18V19H240V20H238V22H239L240 24H239V23L237 24V22H236V24H234V22L237 21V20L235 19V17L233 18L235 21H234L233 23L230 24V22L233 21L232 16L235 14L234 11H235V12H238V11L240 12V10H242L241 7H242L243 5H244L245 7H246L247 5L249 6V4H247V3H249L250 0H246V1H248V2H247V3H246V2H243L244 4L242 3V6L239 5V7H238V6L236 7V2H237V0H235V2H234V0H231V1H233V2L235 3V6H234L233 2H232V4L229 3L230 0H224L225 3H226V1H227V3L225 4L226 7L229 5V7H227V10H229V11L232 10V12L230 11V13H227V10H225V9H221L222 6L218 7V6H219L218 3H219V4L221 3L220 5H223V4H224V3H223V2H224L223 0H221V2H218V1H220V0H217L218 3H216V1H214V0H212L213 2H212L211 0H205V1H204V0H195L196 2H198V1L200 2V1H201L200 3L198 2V3L200 4V6L202 5L201 3H202V1H203V4H204L203 7H204V9H207V8H208L210 11L213 9V12L215 11L214 14H213L212 11H211L212 14H211L209 11H208V13H206V11H201V10L203 9V7L201 6V7L198 8V5H199V4H196L197 6H195V4H193V3H196L194 0H185V1H184V0H170L171 3H170V2L165 3L166 0H163V1H162V0H160V1H158V0H157V1L153 0L154 2H153L152 0H150V1H149V0H129V1H130V4H129V1H128V0H125ZM140 1H141V3H142L143 1H144V2H145V1L147 2V1H148V2H147V3H144V2H143V3L141 4L142 6L145 4L146 6H144V7H142V6L139 5L140 8H143V9H141V10H140V8L138 7V5H136V6L133 7L132 3L134 4V2H135V4H140V3H139ZM167 1H168V0H167ZM175 1H177V2L175 3ZM182 1H183V2H182ZM192 1H193V3H192ZM238 1H240V0H238ZM252 1H253V0H252ZM252 1H251L250 6H249L250 8L253 6V5H252L253 3L256 4L254 1H253V3H252ZM257 1L260 2L259 4H258V3H257V4H258L260 7L262 6V7H261L262 9H261L260 7H258L257 4H256V9H257V8H258V9L260 8L259 10L263 11V13H257V11L254 9V10H255V13H257V14H255V13L253 12L254 14L251 15V17L247 16L248 18H251V19H247L248 23H250L249 26H253V23H254L255 21H256V23H257V21H258V23H260V21H262V22L264 23V21H263L264 18H262L263 15H262V16L260 15L261 17H260V16H257L258 18L255 17V16L258 15V14H264V9H263V8H264V6H263V5H264V0H257ZM2 2H3V4H2ZM21 2H20V3H21ZM32 2H33V3H32ZM34 2H35V3H34ZM59 2H63V1L60 0ZM102 2H101V3H102ZM105 2H106V1H105ZM105 2H104V4L106 5V3H107V4H108V7H110L109 0H108V2H106V3H105ZM131 2H132V3H131ZM178 2H179V3H178ZM181 2H182V3H181ZM186 2H187V3H186ZM188 2H189L190 5L188 4ZM190 2H191V3H190ZM214 2H215L216 4H214ZM241 2H242V1H241ZM241 2H240V3H241ZM14 3H13V4H14ZM20 3L17 4L18 6H16V5H15V6H16L17 8H20V7H19V5H21ZM23 3H22V4H23ZM27 3H28V4H27ZM30 3H31V4H30ZM123 3H124L125 5H124ZM148 3L150 4V6H149ZM159 3H162V4H161V5H157V4H159ZM163 3H164V4H163ZM168 3H170V4H168ZM208 3H209L210 5H209ZM228 3H229V4H228ZM262 3H263V5H262ZM1 4H2V5H1ZM4 4H5V5H4ZM33 4L37 5V7H36V6L33 7V6H32ZM43 4H44V5H43ZM99 4H100V3H99ZM114 4H113V5H114ZM183 4H184V5H183ZM191 4L194 5V9L196 10V11L193 10V11L195 12V13H192V16H193V17H192V16H190V17L187 16L186 13H187V12L191 13V10L188 11L187 9H185V8H187V7H188V9H192V8H190V7H192ZM227 4H228V5H227ZM237 4H238V2H237ZM260 4H261V5H260ZM38 5H39L40 10L37 9V8H38ZM77 5H78V4H77ZM113 5H112V6H113ZM115 5H114V6H115ZM151 5H152V10H151ZM164 5H165V6H164ZM169 5H170V6H169ZM171 5H172V7H171ZM175 5H176V6H175ZM188 5H189V6H188ZM206 5H208V7H206ZM212 5H213V6H212ZM214 5H215V6L217 5V6L214 7ZM225 5H224V7H225ZM230 5H231L232 7H230ZM21 6H22V5H21ZM31 6H32V8H31ZM43 6H44L45 8H44ZM100 6H103V5H99V7H100ZM112 6H111V7H112ZM122 6H123V7H122ZM124 6H125V7H124ZM126 6H127V7H126ZM128 6H129V7H128ZM131 6H132V10L130 9ZM148 6H149V8H147ZM153 6H154L156 9H157L158 7H159V9L163 8V9H161L162 14H161V12H159V13H160L161 15L166 16V17L168 16L166 20L163 19V18H166V17H164V16L161 18L164 22H163V21H162V22L159 21V20H160V19H159L160 16L156 14V13H157V12H156V9L153 10ZM156 6H157V7H156ZM160 6H161V8H160ZM162 6H163V7H162ZM10 7H11V8H10ZM16 7H15V9H16ZM35 7H36V9H33V8H35ZM61 7H63V6H61ZM105 7H106V6H105ZM165 7H166L167 9H166ZM173 7H174V9H173ZM175 7H177V10L175 9ZM178 7H179V8H178ZM181 7H183V8L181 9V11H179L180 13H179V12H177V13H179V14L175 13L176 11L180 10ZM226 7H225V8H226ZM249 7H248V8H249ZM13 8H14V7H13ZM43 8H44L45 10H43ZM103 8H104V7H103ZM103 8L101 7L100 9H103ZM106 8H107V7H106ZM106 8H105L104 11L102 10V13H103V12H109V10H108L109 8L107 9V11H106ZM119 8H120L121 12H120ZM145 8H146V9H145ZM168 8H169V10H168ZM197 8H198V9H197ZM216 8H219V10L216 9ZM234 8H236V9H234ZM246 8H247V7H246ZM250 8H249V9H250ZM252 8H253V7H252ZM252 8H251V10H252ZM21 9H20V10H21ZM29 9H30V10H29ZM31 9H33V11H32ZM49 9H51V10H50L51 12H48ZM128 9H130V10H128ZM149 9H150L149 14H148V13L145 14L146 12L149 11ZM170 9H171L172 11H170ZM214 9H216V10H214ZM249 9H246L247 11H246V10H242V11H245L244 14H246V13L249 14V12H248V11H250ZM258 9H257V10H258ZM8 10H6V11H8ZM37 10H38V12H37ZM123 10L126 12V13H125V16H126V17H125V18L123 17L124 15H123V13H122ZM157 10H158V9H157ZM162 10H164V11H162ZM175 10H176V11H175ZM184 10H186L187 12L184 13ZM197 10H199L198 13H197ZM1 11H2V12H1ZM114 11H115V12H114ZM152 11H153V12L155 11L156 13H155V12L152 13ZM158 11H159V10H158ZM169 11H170V12H169ZM193 11H192V12H193ZM200 11H201V12H200ZM229 11H228V12H229ZM252 11H253V10H252ZM261 11H259V12H261ZM13 12H15L14 9H13ZM34 12H35L36 14H34ZM140 12H141V13H140ZM171 12H174V14H172ZM216 12H217V13H216ZM219 12H220V13H221V12L224 13L223 16H222V13L220 14ZM7 13L9 14V16H7ZM38 13H39V14H38ZM134 13H132V15H134ZM138 13H139V14H138ZM143 13H144V16H145V17L142 16ZM159 13H158V14H159ZM164 13H166V14H164ZM168 13H170V14H168ZM183 13H184L185 15H184ZM202 13L204 14V17L202 16V19H203V21H204L205 23H206L205 20H207L208 23H209V21H210V23H211L212 20H213V21H216V20H217L218 23H219V21L222 20V19L224 18V19L227 21V22L224 21V19L222 20L223 23L226 22V23H225V26H226V24H227V26H226L227 28L223 29L224 31H222V30H218V27H220V28L222 29L221 26H224L223 23H219V24H221V25L216 24L217 22H216V23L212 22V23L216 24L217 26L219 25V26L217 27V26H215V25L213 24L214 27H216L217 30L219 31V36H221V35L224 34L223 36H221L222 38H223V37H226L225 35H228V36H229V34H232L233 36L231 35L230 38L227 37V38H229V39H227V38H226V39L223 38V40H222V39H220L221 37H220V38H217V37H219L218 35H216L218 32H217V33L215 32L216 34L214 33V34L217 36V37H216V36H213V35L211 36L210 34H207V32H206L207 29L205 30V32H204V30L201 31L202 26H203L204 24H203V22H202V19L199 18V16H200ZM1 14H2V15H1ZM3 14H4L5 16H4ZM13 14H14V15H13ZM37 14H38V15L42 14V15L38 16ZM103 14H104V13H103ZM105 14H106V13H105ZM140 14H141V16H140ZM153 14H155V15H153ZM171 14H172V15H171ZM181 14H182V15H181ZM194 14H195V16H194ZM203 14H202V15H203ZM251 14H252V13H251ZM35 15H37V17H36ZM107 15H108V16H107ZM109 15H110V17H111V20H107V21H108V23L110 24V23H112V22H110V21H112L113 16H112V14H106L107 17H109ZM127 15H128V14H127ZM129 15H131V14H129ZM138 15H139V16H138ZM173 15H174V16H173ZM188 15H189V14H188ZM216 15H217V16H216ZM219 15H220V16H219ZM229 15H231L230 18L232 19V21H230V19L225 18V16L227 17V16H229ZM235 15H236V17H237V16H238V13H236ZM235 15H234V16H235ZM249 15H250V14H249ZM33 16H34V17H33ZM136 16H137V17H136ZM146 16H149V19H148ZM150 16H151V20H150ZM156 16H157V17H156ZM158 16H159V18H158ZM172 16H173V17H172ZM177 16H178V17H177ZM179 16H180V19H179ZM182 16H184V20H186V19H187V20L190 19V20H189V23H188L187 20H186L185 23H184V22H183L184 20H182V19H183ZM185 16H186V17H185ZM197 16H198V17H197ZM208 16H209V17H208ZM214 16H216V17H214ZM218 16H219V17H218ZM2 17H3V18H2ZM5 17H6V18H5ZM7 17H8V18H7ZM35 17H36V18H35ZM38 17H39V18H38ZM50 17H51V16H50ZM50 17H49V19H50ZM107 17H106V19H108ZM110 17H109V19H110ZM188 17H189V18H188ZM213 17H214V19H211V18H213ZM245 17H246V16H245ZM46 18H47V19H46ZM51 18H52V17H51ZM123 18H124V19H123ZM138 18H140L141 21H140V20H137ZM146 18H147V19H146ZM152 18H154V19H152ZM155 18H156V19H155ZM174 18H175V19H174ZM177 18H178V20H176ZM191 18H192V19H191ZM197 18L199 19V21H200V19H201V21H200L201 23L197 21V22L199 23V25L202 24V25H201V28H199L198 23H196V20H198ZM216 18H217V19H216ZM254 18H255V20H254ZM256 18H257V19H256ZM259 18H262V19H259ZM1 19H0V21H1ZM13 19H14V20H13ZM131 19H132V18L127 19V21H128L127 23H130V22L132 23ZM143 19H145V20H143ZM169 19L172 20V21L169 22L170 24L168 23ZM27 20H28V21H27ZM44 20H43L42 22H44ZM129 20H130V22H129ZM132 20L134 21V19H132ZM146 20H148L150 23H148ZM194 20H195V21H194ZM259 20H260V21H259ZM3 21H5V20H2L1 22H3ZM113 21H115V20H113ZM143 21H144V22H143ZM154 21H155V23H154ZM156 21H158V22L156 23ZM166 21H167V23H168L170 26H169V25H166ZM179 21H180V22H179ZM191 21H192V22H191ZM252 21H253V22H252ZM1 22H0V27H2L1 29L6 28V27H4L5 24L3 23V25H2ZM10 22H11V23H10ZM40 22H41V20H40ZM46 22H47V21H46ZM46 22H45V23H46ZM137 22H139V24H137ZM175 22H176V24H175ZM177 22H179V23H181V24H179V23H177ZM194 22L196 23V25H195V24L192 25V23H194ZM262 22H261V23H262ZM22 23H25V24L27 23V25H26V26H23ZM47 23H48V22H47ZM47 23H46V25H50L51 21H50L49 24H47ZM114 23L118 25V23H116V21H115ZM114 23H113V25H115ZM140 23H141V24H140ZM210 23H209V24H210ZM248 23L246 24V26H248ZM258 23H257V24H258ZM18 24H19L20 26H19ZM38 24H39V22L36 24V26L34 25V27H36V28L39 29V27L43 26L42 24H41V25H40V24L38 25ZM43 24H44V23H43ZM122 24L125 26V28H127V26L125 25L126 23H125V24L122 23ZM122 24L119 23L120 26H121ZM154 24H155V25H154ZM159 24H160V25H159ZM161 24H162V25H161ZM188 24H190V25H188ZM6 25H7V24H6ZM6 25H5V26H6ZM8 25H7V26H8ZM13 25H12V26H13ZM30 25H32V24H30ZM37 25H38V27H37ZM111 25H112V24H111ZM117 25H115L114 28H115V27L117 28ZM119 25H118V26H119ZM123 25H122V26H123ZM127 25H128V24H127ZM138 25H139L140 27L143 26V25H144V26H143V28L141 27V29H140V27H138ZM165 25L168 26V27L166 28ZM182 25H183L184 27H183ZM187 25H188V26H187ZM205 25H206V24H205ZM232 25H231V26H232ZM122 26H121V27H122ZM124 26L122 27V29L124 28ZM134 26H135V27H134ZM151 26H152V27H151ZM191 26H192V27H191ZM193 26H194V27H193ZM237 26H238V27H237ZM242 26H243V25H241V27H242ZM246 26L244 25L243 27H246ZM256 26H257V25H256ZM258 26H259V24H258ZM258 26H257V27H258ZM261 26H262V27H261ZM3 27H4V28H3ZM10 27H11V26H10ZM10 27L8 26V28H10ZM26 27H28L30 30H29L28 28H26ZM32 27H33V26H32ZM34 27H33L32 29H34ZM43 27H45L46 29L49 28L48 26H47V27H48V28H47L45 25H44ZM43 27H41V28H43ZM185 27H186L187 29H186ZM209 27H210V26H209ZM260 27L263 28L264 26L261 24ZM8 28H6V31L8 30ZM36 28H35V29H36ZM45 28H44V30H45ZM118 28H119V27H118ZM150 28H151L152 30H150ZM153 28H155V29H153ZM179 28H180V29H179ZM188 28H189L190 30H189ZM206 28H207V27H206ZM211 28H212V27H211ZM211 28H210V29H211ZM223 28H224V27H223ZM236 28H235V29L233 28V29L236 30ZM247 28H248V27H247ZM251 28H253V27H251ZM254 28H256V27H254ZM35 29H34V31L36 32ZM38 29H37V33H39V32H38ZM49 29H50V28H49ZM122 29L119 28L118 31H115V29H113V33H112V32L110 31V30H112V29H111V28H108V30L112 33V36H115V38L118 37V36H117L118 34H114V33H118L119 31H122ZM127 29H128V31H130V28H127ZM164 29H162L161 31H159L158 34L160 35L162 32H164ZM198 29H197V32H198ZM204 29H205V28H204ZM226 29L228 30V32H226ZM241 29H242V28H241ZM40 30H41V29H40ZM108 30H107V31H108ZM157 30H156L155 33H154L155 35H156V32H158ZM176 30H175V31H176ZM212 30H213V29H212ZM1 31H3V30H1ZM1 31H0V32H1ZM11 31H12L11 33H13V32L15 33V31L12 30V28H11ZM34 31L32 30L31 33H34ZM109 31H108V35H110V36L108 37L107 42H106L108 45H109V43H110V44L113 43L114 40H115V38L111 37V34H110ZM125 31H127V30H124V29H123L122 34H125V33H124ZM173 31H174V30H173ZM207 31H208V30H207ZM215 31H216V30H215ZM232 31H233V30H232ZM4 32H5V30H4ZM8 32H10V29H9L5 34H4V33H3V34H4L5 36H7V35H8V34H7ZM17 32H18V31H17ZM19 32H21V31H19ZM41 32H42V31H41ZM41 32H40V33H41ZM45 32H46V31H45ZM47 32L49 33V31H47ZM132 32H133V31H132ZM136 32H138V31H136ZM136 32H134V33L136 34ZM160 32H161V33H160ZM167 32H168V35H169V31H167ZM167 32H166V31L164 32L165 36H168V35H166ZM194 32H192V33H194ZM213 32H214V31H213ZM213 32H212V33H213ZM221 32H222V33H221ZM24 33H26V32H24ZM37 33H36V35L38 36ZM40 33H39V34H40ZM127 33H128V35H130L129 37H131V39H132V41L130 40L131 42H130V41H127V40H126V41H127L128 43H127L125 40H124V42H123V39H122L121 37H123L124 35H122L121 33H119V34L122 35V36L119 35V38H120L121 40H119V42H116V43L119 44V43L122 41V42L125 44V46H127V44L130 43L129 47H132V49L134 48V49H133L134 51H133V50L131 51V50H129V49H131V48L128 47V49H127V47H126V50L129 51V52H131V53L127 52V53H129V55L127 54L128 57L131 55L134 59L136 58L137 60H140V61H137V62L134 63V61H136V59H135L134 61H132L133 59H131V58H132L131 56H130V57H131V58H130L131 61L128 62V60H124V59L126 58L127 55H126V51H124V49L122 48V47L124 46L123 43H120V44H123V46H122V45H118V44L116 45V44H115L116 47L112 44L116 51L114 50V48H111L112 45L109 46V49H111V50H109V51H112V52H107L108 50L106 51V49H108V46H106L105 44L103 45V43H105V42L102 41V42H103V43L101 42L102 45H97V44H99V43H97V44H95V45H97V46H95V47H99V46L102 47V46H103L104 48L99 49V48H100V47H99L98 50H100V51H98V52H100V53H99L100 55L97 54L96 56H98V57L101 56V58H103V57L105 56L103 59H104V60H105V59H106V60L108 59V60L110 61V62L107 61V63H106V62H105V63H106V64L111 63V65H112V64L115 65L114 63H115V61H116V59H117V67H120V68L123 69V68H125L124 66H126L125 69H126V71H127V70L129 69L128 67H130V64H129L130 62H131V64H135V65H136V64H138V63H142L141 61L144 62V61L146 60V61H148L149 63H151L153 59L155 60V58L150 59L151 61L147 60V59L151 58V56H152V54H150V51H151V52L153 51V50H152L153 47H151L150 49H148V47L146 48V46L149 45V47H150V45H152L153 42L156 40V39L154 40V38H155V37H158V38H159V37H161V36H162L161 41L157 39V40H158L157 43H158L159 41H160V42H159L158 44L155 42V44H157L156 46H158L157 48H159V49H161L162 47L164 48L165 45H164V46L161 45V44H164V43H163V40H164L165 44H168V41H169V43H170V47H171V44H172V46H175V48H178V49H179V52H180V50H181L182 53H183V48H184V47H181V48H182V49H181V48H179L180 45L178 46V42H179V44L181 43V42H180L181 39H180V36H179V35H174V36H176L177 38H178V36H179V39H180V40H177V38H175L172 42H170V41L174 38V37L172 36V33H173V32L170 33L171 36H172V38H171V37H170V38H169V37H168V38L165 37L166 39L164 38V34H163V33L161 34V36L156 35V36L154 37V34H153V32H152V35H149V37H150V38H153L154 41H153V42H152V41H151V42L149 41V42L152 43V44H147V43H148V40H149L150 38L148 39V38L145 37V38H146L145 40L147 41V42L145 41L146 44H147V45L145 44L146 46H144V44H143L144 42H143V43L141 42L140 44L138 43V42L142 41V37H141V36H138V35L133 34V36L135 35V36L137 37V38H136V37H133V36H132V33H130V32H126V34H127ZM175 33H176V32H175ZM209 33H211V32H209ZM6 34H7V35H6ZM17 34L19 35L20 33H17ZM17 34H16V35H17ZM183 34H184L186 37H184ZM220 34H221V35H220ZM0 35H2V34H0ZM4 35H3V36H4ZM10 35H11V34H10ZM22 35H23V34H22ZM22 35H20V37L18 36V37H19V40H25L24 37L27 38L26 34H24L25 36H23V39H22V38H21ZM42 35H44V32H43ZM42 35H41V36H42ZM45 35H46V36H42V37H40V36L35 37V36H34V38H35V39L37 38V39H36V41L33 39V42L35 41V43H36L37 41H40L41 39H38L39 37H40V38H44V37H45V38H46V37L48 38V36H47L48 34L45 33ZM204 35H205L206 37H207V36H208V37L205 39V38H204ZM240 35H241L243 38L240 37ZM3 36H2V37H3ZM5 36H4V37H5ZM169 36H170V35H169ZM238 36H239V39L241 38L240 41H239V39H238ZM2 37H1V38H2ZM11 37L13 38V35H12V36H9L10 39L8 38V36L6 37V38H8L7 40H8L9 43H10V41H12V38H11ZM125 37H127V36L125 35L123 38H125ZM129 37H128V38H129ZM132 37H133V38H136V39H133ZM182 37H181V38H182ZM196 37L198 38V40L196 39ZM214 37H215V39H214ZM254 37H255V40H257L256 42H255V40H253ZM14 38L16 39L17 37L14 36ZM20 38H21V39H20ZM47 38H46V39H47ZM119 38H118V39H119ZM128 38H127V39H128ZM189 38H190V37H189ZM192 38H191L190 40H192ZM199 38H201V39H199ZM203 38H204V39H203ZM232 38H231V39H232ZM29 39H30V37H29ZM31 39H30V40H31ZM110 39H113V41H110ZM118 39H117V40H118ZM140 39H141V40H140ZM219 39H220V40H219ZM0 40H1V39H0ZM3 40H4V41H3ZM3 40H1V41H2V43L4 44V42L6 41V39H3ZM9 40H10V41H9ZM16 40H18V38H17ZM108 40H109V42H108ZM117 40H116V41H117ZM133 40H134V41H133ZM151 40H152V39H151ZM175 40L178 41V42H176ZM185 40H186V41H185ZM190 40H189V41H190ZM193 40L190 41V42L188 41L190 44L188 43L187 45H185V46H187V47H186V49H185L184 51H186V50L188 51V49H190V48H189V45H190V47L193 46V45H191V42H192V44L194 43ZM209 40H210V39H209ZM13 41L15 42V45L18 43V45H19L18 47L21 48V47H20V41H15L14 39H13ZM143 41H144V40H143ZM14 42H12V43L14 44ZM25 42H26V44L28 43V46H29V44H30V43H29V40H28V42H27V40L22 41V42H21V43H22V46L25 45V44L23 45V43H25ZM33 42H31V43H33ZM41 42H45V41L43 40V41H41ZM41 42H38V44L41 43ZM125 42H126V43H125ZM136 42H137V43H136ZM173 42H174V44H175V42H176L177 47H176V45H173ZM232 42H233V41H232ZM239 42H240V43H239ZM261 42L263 43L262 45H261ZM2 43H0V44H2ZM133 43H134V44H133ZM160 43H161V44H160ZM195 43H196V42H195ZM195 43H194V44H195ZM202 43H201V45H200V43L195 44V45H194L195 47H194V48L191 47L190 51H188L187 53L184 52V54H183L184 57L182 56L183 61L185 62V60H186V56H187V55H188L187 60H186L187 62H189V61L191 62L192 59H193V61H195V60L198 61V59H200V58H198V57H201L202 49H203V52L205 51L204 48H205V49H206V48L210 49V50L212 51V53L214 52V51H213L214 47H213V49L209 48V46H208V47H204V46H206L205 44H207V43H206V42L203 43V44H202ZM209 43H210V44H209ZM43 44H45V43H43ZM43 44H40V45H43ZM141 44H142L143 46H142ZM159 44H160V46H159ZM184 44H182V46H183ZM224 44H225V43H224ZM226 44H225V45H226ZM255 44H256V45H255ZM6 45H8V43H6ZM10 45H12V44L10 43ZM34 45H35V44H34ZM40 45H37V47L40 46ZM134 45H136V46H134ZM137 45H139V47H138ZM197 45H198V46H197ZM199 45H200V46H199ZM231 45H232V46H231ZM260 45H261V48H264V39H262V40L259 42L257 48H259ZM8 46H9V45H8ZM26 46H27V45H26ZM26 46H25V47H26ZM31 46H32V45H31ZM46 46L49 47L50 45H49L48 43H46ZM105 46H106L107 48H106ZM120 46H121V47H120ZM125 46H124V47H125ZM161 46H162V47H161ZM168 46H169V44H168ZM247 46H251L252 48L249 49L250 47H247ZM4 47H5V46H4ZM10 47H12V46H10ZM16 47H17V46H16ZM18 47H17V48H18ZM25 47H23V48L25 49ZM33 47H34V46H33ZM35 47H36V46H35ZM35 47H34V48H30V47H29V48L32 49V50L37 49V48H35ZM63 47H64V46H63ZM86 47H88V48L90 47V48H91V49L89 48L90 50H88V53H89V51H91V52L94 53V54L98 53V52H93V51H92V50L97 51L96 48L93 49V48H94V45L92 46L93 48H92L91 46H84V47L81 46L79 49H78V47H77V49L80 50V49H82V48H83V49L85 48L84 50L87 51V48H86ZM135 47H136V48H135ZM137 47H138V48H137ZM142 47H143V48H142ZM160 47H161V48H160ZM225 47H226V48H225ZM233 47H234V46H233ZM246 47H247V48H246ZM253 47H254V48H253ZM5 48H7V47H5ZM5 48H1V45H0V52L3 51L2 54H4V56H3L2 54L0 55V66H1V67L3 66V68L0 67V73H1L0 75L3 74V72H1L2 69H3L4 71L6 70V69H4V66H6V64H8V65L6 66L8 70H9L10 67H11V68L14 67V70L12 69V70H13V73H14V72H15V68H16V66L20 65V63H21V62H20L19 64H17V62L21 61V59L24 58V57H22L23 54H21V55H19V56H20V59H19V57H18V59H17L16 62H15V59H16V57L18 56L16 53H17V51H18L19 49L17 50V49L15 48V49H16V53H15V52H14L15 50H14L13 47H12L11 49L8 47V48L11 50V52H13V53H11L10 50H6ZM41 48H43V47H41ZM55 48H56V47H55ZM58 48H59V47H58ZM58 48L55 49L56 52H54V51H53L54 48H52V51L54 52V54H52V55H50V54H48V53H47L48 55L45 54V55L47 56V58H49L48 56L51 57V56L55 55V54L57 53V50H58V52H59V49H58ZM64 48H65V47H64ZM64 48H62V46H61V48H60V51H61V52H59V53H62L63 51H68L67 49L64 50ZM66 48H68V47H66ZM71 48H73V47H71ZM105 48H106V49H105ZM117 48H118V49H117ZM157 48H155L156 51L159 50V49H157ZM167 48H168V49H166V46H165L164 50H167V51H168V50H172V49H173V48H172V49H171V48L169 49V47H167ZM175 48H174V51L172 50L173 52H170V51H169L170 53L173 54V55L171 54L172 56L169 55V59H170V56H171L172 59H174V60H175V59L177 60V57H178V58L181 57V55H180V57L177 55V54H179V53H176L177 49H176V51H175ZM199 48H200L201 50H200ZM222 48H224L225 51H227V53H228L229 55H231L232 52H233V51L231 52V50H228V47H227V46H223V47H221V49H220V47H219V49H220L221 51H222ZM230 48H229V49H230ZM1 49H2V50H1ZM4 49H5L6 51H8L9 54H8ZM27 49H28V47L26 48V50H27ZM50 49H51V48H50ZM61 49H63V50H61ZM68 49H69V48H68ZM77 49H76V50H77ZM83 49H82V52H83ZM122 49H123V50H122ZM138 49H140V52H138ZM141 49H143L145 52L143 51V53H142V52H141ZM155 49H154V51H155ZM208 49H207V50H208ZM216 49H217V47H216ZM216 49H215V50H216ZM248 49H249V50H248ZM13 50H14V51H13ZM38 50L41 51L42 49L38 48L37 51L35 50L36 52H38V56L35 55V57H30V54L33 55L34 51L28 53V52H29V49H28V52H27V53L29 54V57H30V58H33V59L36 58V56L39 57V58H40V59H39V62L41 63V62H42L41 59H43L44 54H43V56H42V53H41L42 51L39 52ZM73 50H75V48H73ZM73 50H72V51H73ZM101 50H102V51H101ZM104 50L106 51V53H105ZM135 50H136V51H135ZM146 50H147V51H146ZM148 50H149V51H148ZM161 50H162V52H161ZM161 50H160V54L163 55V56L161 55V57H165V56H167L168 54H170V53L166 52V53H168V54L165 53V54H166V55H165V54H164V50H163V49H161ZM193 50H195V51H193ZM198 50H200V51H198ZM19 51H20V50H19ZM45 51H47L46 48H45L44 52H45ZM48 51H49V49H48ZM114 51L116 52V54H115ZM123 51H124V53L122 54V56L125 57V58L123 57L124 59H123L122 56H121V53H122ZM154 51H153V52H154ZM196 51H197V54H195ZM221 51H220V53L218 52V50H217L218 53L215 51L219 56L221 55V57H219V59H220V58L224 59V56L226 57V60H227L228 57H231V58L234 57L233 55H232L233 57H232V56H228V57H227V55H223V53H222ZM223 51H224V50H223ZM229 51H230V52H229ZM238 51H239L240 53H242V52L244 51V53L240 54V53H238ZM248 51H249V52H248ZM251 51H252V52H251ZM263 51H264V49H263ZM5 52H6L7 54H6ZM25 52H26V51H25ZM25 52H24V53H25ZM69 52H70V51H69ZM73 52L76 53L77 51H76V52L73 51ZM80 52H81V51H80ZM84 52H85V51H84ZM103 52H104V54H103ZM113 52H114V54L112 55L111 53H113ZM137 52H138V53H137ZM158 52H159V51H158ZM158 52H157V53H158ZM192 52H193V55H195V56H194L195 58H193V55H191ZM200 52H201V53H200ZM258 52H259V50H258ZM260 52H262V49H260ZM260 52H259V54H260ZM10 53H11V55H13V56H11ZM14 53H15V54H14ZM22 53H23V52H22ZM39 53H41V56L39 55ZM45 53H46V52H45ZM49 53H50V51H49ZM51 53H52V52H51ZM70 53H72V52H70ZM74 53H72V54H74ZM86 53H87V52H86ZM86 53H85V55H86ZM108 53H109V55H107ZM144 53H145V54H144ZM175 53H176V54H175ZM180 53H181V52H180ZM182 53H181V54H182ZM205 53H207V52H205ZM216 53H215V54H216ZM221 53H222V54H221ZM230 53H231V54H230ZM234 53H233V54H234ZM237 53H238V54H237ZM250 53H251V54H250ZM5 54H6V56H5ZM18 54H20V52H19ZM28 54H27V55H28ZM34 54H37V53H34ZM94 54H93V59H92V61L94 60V56H95ZM117 54H118L119 56H118ZM133 54H134L136 57H134ZM198 54H199V55H198ZM208 54H209V52H208ZM208 54H206V55H208ZM213 54H214V53H213ZM261 54H263V52H262ZM8 55H9V57H11V58H13L14 55H15V58H13L14 61H13V60L11 61V58H10V60H8V59L6 58V57H8ZM16 55H17V56H16ZM27 55L25 54V56H27ZM76 55H77V54H76ZM78 55H80V54L78 53ZM78 55H77L76 57L74 56V58H73L75 62H76L77 59H79V56H78ZM82 55H83V53H82ZM85 55H83V56H85ZM88 55H89V54H88ZM88 55H87V56H88ZM91 55H92V54H91ZM91 55H90V56H91ZM125 55H126V56H125ZM143 55H146L145 57H146V58L148 57V58L145 59V57H144ZM153 55H154V54H153ZM175 55H176L177 57H176ZM202 55H204V53H203ZM211 55H212V54H211ZM251 55H253V57H252ZM23 56H24V55H23ZM33 56H34V55H33ZM56 56H58V58H59V54H56ZM56 56H55V57H56ZM72 56H73V55H71V57H72ZM87 56L83 57V59H80V61H82V62L84 61V63H85V61L88 62L89 59L87 60V58H90L89 61H91V57H90V56L87 57ZM107 56H108V57H107ZM112 56H113V57H112ZM114 56H116L117 58L114 57ZM158 56H159V55L157 54V57H158ZM197 56H198V57H197ZM208 56H209V55H208ZM249 56H250V57H249ZM263 56H264V54H263ZM9 57H8V58H9ZM81 57H82V56H81ZM86 57H87V58H86ZM109 57L112 58V59H109ZM118 57H119V58H118ZM128 57H127V58H128ZM153 57H154V56H153ZM159 57H160V56H159ZM159 57L156 58V59H159ZM161 57H160V58H161ZM167 57H168V56H167ZM190 57H192L191 60H190ZM204 57H205V56H204ZM235 57H234L233 59H235ZM255 57L253 58V60L256 59ZM4 58H5V59H4ZM25 58H27V57H25ZM25 58L22 60V62L24 63L25 61H27L26 64H28V62H32V60H33V59L28 58V60H29V61H28V60H25ZM56 58H57V57H56ZM56 58H54V59H55V60H59V59H56ZM85 58H86V59H85ZM95 58H96V57H95ZM138 58H139V59H138ZM142 58H144V59H142ZM184 58H185V59H184ZM211 58H212V57H211ZM231 58H229V59H231ZM242 58H243V56H242ZM242 58H241V59H242ZM247 58H246V59H247ZM3 59H4V60H3ZM36 59H37V58H36ZM36 59L33 60V61H37V62H33L34 64L36 63V64H35V65H36V68H34L35 70L38 69V67H37L38 60H36ZM60 59H61V56H60ZM73 59H72V60H73ZM84 59H85V60H84ZM103 59H102V60H103ZM119 59H120V61H119ZM141 59H142V60H141ZM161 59H162V58H161ZM161 59H159V60H161ZM163 59H164V58H163ZM163 59H162V60H163ZM165 59H166V57H165ZM172 59H170L169 61H174V60H172ZM202 59H203V58H202ZM202 59H200L201 62L204 61V60H206V59H210V58H209V57L207 58V56H206V57L204 58V60H202ZM229 59H228V60H229ZM5 60H6V61H5ZM18 60H19V61H18ZM24 60H25V61H24ZM55 60H54V62H52V61H49V62H48V60H47V62H48V63H47L48 66H49L50 63H54V65H55V64H57L58 62H59V63H62V62L64 61V59H62V60H63L62 62L57 61V63H56ZM102 60H101V61H102ZM113 60H114V61H113ZM159 60H158V61H159ZM210 60H211V59H210ZM224 60H225V59H224ZM239 60H240V59H239ZM65 61H66V59H65ZM74 61H73V62H74ZM80 61H78V62H80ZM98 61H99V59H98ZM98 61L95 59V62H96L97 64H95L94 61H93V62H94L93 64H94L95 66L97 65V67H98V69H99V66H98L99 63H98ZM121 61H122V62H121ZM123 61H124V62H128V63H125V64H124ZM146 61H145L142 65H146V64L148 63V62L146 63ZM156 61H157V60H156ZM178 61L180 62V61H182V60H179V59H178ZM196 61H195V62H196ZM207 61H208V60H207ZM4 62H5V63H4ZM7 62H9V63H7ZM71 62H72V61H71ZM78 62H77V63H78ZM153 62H155V61H153ZM153 62H152V63H153ZM198 62H199V61H198ZM12 63H14L15 65L17 64V65H16V66H15V65L11 66ZM33 63H31V64H33ZM40 63H38V64H40ZM80 63H81V62H80ZM84 63L77 64V66L73 65V67L75 66V68H77V67H79L78 65H80V67H82V65L86 66L87 63H85V64H84ZM90 63H91V65H92V62H90ZM103 63H104V61H103L102 63H100V68L102 67L101 64H103ZM4 64H5V65H4ZM10 64H11V65H10ZM31 64L29 63L28 66L31 65ZM34 64H33V65H34ZM44 64H45V65H43V68L40 67V65L42 66V64L39 65V67L42 68V70L48 68V66L46 65V62H45ZM66 64H67V63H66ZM66 64H64V65H66ZM72 64H73V63H72ZM119 64H120V65L122 64L123 67L120 66ZM23 65H25V63H24ZM35 65H34V66H35ZM51 65H53V64H51ZM59 65H60V64H58V67L61 66V65H60V66H59ZM91 65L89 64V67H90ZM127 65H128V66H127ZM140 65H141V64H140ZM21 66H22V64L20 65V67H21ZM34 66H33V67H34ZM44 66H47V67L44 68ZM87 66H88V65H87ZM109 66H110V64H109ZM131 66H132V65H131ZM138 66H139V65H138ZM25 67H26V66H25ZM25 67H24V68H25ZM31 67H32V65H31ZM33 67H32V68H33ZM55 67H56V65H55ZM55 67H54V68H55ZM89 67H84V68H85V69L88 68V70H90V68H91L92 66H91L90 68H89ZM105 67H106V66H105ZM18 68H19V67H17V69H18ZM40 68H39V69H40ZM82 68H83V67H82ZM92 68H93V67H92ZM92 68H91V71L93 70ZM27 69H29V68H27ZM27 69H26V70H27ZM34 69H33V70L30 69L31 72L34 71ZM39 69H38V71H39ZM51 69H52V66L50 67V69L48 68L49 72L51 71ZM95 69H96V68H95ZM10 70H11V69H10ZM10 70H9V72L7 71L8 73L6 74V76L9 75V74H11V73H10ZM12 70H11V71H12ZM18 70H19V69H18ZM21 70H22V73H24L23 71L28 72V71H26L25 69L23 70V68H22ZM40 70H41V69H40ZM48 70H46V72H47ZM16 71H17V70H16ZM38 71H36V72H38ZM29 72H30V71H29ZM43 72H45V70H44ZM32 73H33V72H32ZM38 73H39V72H38ZM38 73H37V75H38ZM19 74H21V72H20ZM24 74H26V73H24ZM34 74H36V73H34ZM39 74H41V72H40ZM12 75H14V74H12ZM17 75H18V74H17ZM30 75H31V74H30ZM42 75H44V74H41V77H39V76L37 77V78H39L40 80L37 79V78L34 79L35 77L33 78V75H32L31 78H33L34 80L32 79L33 82H32L31 80H30V81H31L32 83H35V85H37V84H39V83L41 82ZM45 75H46V77H47V76H49L50 74L47 73V74H45ZM89 75L91 76V73H90ZM22 76H23V75H22ZM90 76H89L88 78H89V79L91 78V80H92L93 77H92V76L90 77ZM7 77H8V76H7ZM11 77H12V76H11ZM15 77H17V76H15ZM28 77H30V76H28ZM28 77H27V80H29ZM46 77H45V80L42 79V81L44 80L45 83H46V81H48V80H46ZM0 78H1V76H0ZM2 78L4 79V77H2ZM2 78H1L0 82L3 80ZM5 78H6V77H5ZM8 78H9V77H8ZM8 78H6V81H7ZM13 78H14V76H13ZM17 78H18V77H17ZM19 78H20V79H21V78H24V76H23V77H19ZM86 78H87V77H86ZM86 78H85V79L83 78L84 81H83V80H80V81H78V82H80V84H81V81H83V82L86 83V81H87ZM88 78H87V79H88ZM9 79H10V78H9ZM9 79H8V81H9ZM25 79H26V78H24V80H25ZM47 79H48V77H47ZM89 79H88V80H89ZM93 79H94V78H93ZM95 79H96V78H95ZM10 80H11V79H10ZM37 80L40 81V82H34V81H37ZM74 80H76V79H74ZM74 80H72V83H73ZM85 80H86V81H85ZM96 80H98V79H96ZM102 80L105 81V80H107V79H102ZM12 81H14V80L12 79ZM92 81H93V80H92ZM109 81H110V80H107V81H105V82H107V84H109ZM14 82H16V78H15V81H14ZM14 82H11V85H12V83H14ZM23 82H24V81H23ZM23 82H20V85H21V83L23 84ZM27 82H29V81H27ZM60 82L62 83V81H60ZM67 82H68V81H67ZM67 82H66V83H67ZM75 82H76V84H77V81H75ZM87 82H88V81H87ZM89 82H91V81H89ZM95 82L97 83L98 81H95ZM110 82H112V81H110ZM2 83H3V81H2ZM16 83H17V82H16ZM16 83H15V85H16L17 87H15V88H16V89L18 88V91H19V88H20V87H18V85H19V81H18V85H17ZM25 83H26V80H25ZM25 83L23 84V85H25V86H27V84H30V82H29V83H26V84H25ZM32 83H31V84H32ZM36 83H37V84H36ZM56 83H57V82H56ZM66 83H65V85H66ZM85 83H84V84H85ZM96 83L93 82V83L91 84L92 86L90 85V83H88L89 85H87V84H86V85H87V87H88V86H91V88H92V87H94V86L96 85ZM98 83H100V86L98 85L100 88H99L97 85H96L95 87H98L101 91L104 90V89H106V88H107V89H111V88L113 87V89H115V91H116V89L118 88V89H117V90L119 91L118 93H120V92H122V93L125 92V93H124V96H125V94H127V92H128V89L124 88L122 85H121V87H117V86H120V84H118V85L116 84V85L114 86V85H112V84L110 83V84L108 85L109 87H108V86L105 87V85H104L105 83H104L103 81H101V82L99 81ZM98 83H97V84H98ZM101 83H102V84H101ZM115 83H117V82H115ZM115 83H114V84H115ZM0 84H1V83H0ZM3 84H4V83H3ZM6 84H7V83H6ZM9 84H10V83H8L7 86H9ZM31 84H30V85H31ZM42 84H43V82H42ZM48 84H49V82H48ZM48 84H47V85H48ZM58 84H59V85H58ZM67 84H70V81H69V83H67ZM76 84L74 83V85H71L70 87L67 88V85H66V87H65L64 82H63V87H60V88H64V87H65V88L63 89V90H64V91H63V94H64V92H66L65 95L67 94V96L71 97L70 94L68 93L69 90H67V89H70V91H73L72 86L75 87ZM93 84H94V86H93ZM107 84H106V85H107ZM13 85H14V84H13ZM40 85H41V84H39L38 86L35 87L34 84H33V86H34V87L32 86L33 89H32V88H31L32 90L29 89L31 93L28 92L29 90L27 91L28 95H27L25 89H24V92L21 91V93H22L23 95H24V94L26 95V96L24 97V98H26V99H24V98L19 99V98H18V99L20 100V102L23 103V104H21V103L19 102V100L14 101V100H13V99H14V96H12V94H9V95H11L10 97H11V99H12V100L10 99V102L12 101V102H11V103H12L11 106H9V105H10V102H9V101H6V102H5L6 104H8L7 102H9V105H7V106H6V105H5V106L3 105V109H2V107L0 106V107H1V108H0V113L2 112V113H1L2 115L0 114V127L3 128V129H0L1 132H2V133L0 132V141H1V142L3 141V139H1V138L3 137V132L5 133L4 136L6 135V132H7V136H5V137H7L8 140H9V142H8V141H7V138H4L6 141L4 140V142H2V145H3V146H2L1 143H0V148L3 147L2 150H0V152H1L2 154H4V155H2L3 157L5 156V159H4L3 163H4V162L6 163L7 161H9V163H7L8 166H7V164H6L5 168H6V167H9V164L11 165V163H10L11 160H7V161H5V160H6V155H5V154L8 153L7 151H11L12 153H13V150H12V149H14V153H15L16 151H18V150H19L18 152L21 151L20 154H19L18 152H16V154H17V155H15L16 157H12L13 159H12L11 162H13L14 159H16V158L18 159V160H17V159L15 160L16 162L14 161V162H15V166H14V164L12 163L13 167H15V169H14L15 172H13V167L10 166L11 169H10V168L5 169V168H4L5 163L2 165V163L0 162V166L2 165V166L0 167V174H1L2 172L6 171V170H7V171H8V170L12 171V172H9V171H8V172L10 173V174L8 173V175H7V173H6L5 175H3V173H2L3 177L0 175V182H1V181L4 182L3 180H4V179L7 180L8 178H9V180H10V177H9V176H12V175H14V177L17 176V177H16L17 180H15V178L13 179V180H15V181H14L15 183L13 182L14 185L11 184L12 182L9 183V186H8V183H7V184H5V183H4V184H3V183H0V188H1V184H3L2 188L5 189L4 186L7 185V186H6V189L9 190V191L7 192V190L5 189L6 191L4 192L3 189L1 188V190L4 192V194L7 193V194L9 195V196H8L7 194H5V195H2L3 197H1V193L3 194V192H2V191L0 192V200H1V199H4V196H7V197H8L7 199H9V201L6 200L7 202H6V201L4 202L5 199H4L3 201H0V203H1V202H2L3 204L6 203V204L4 205V207H7V209H8V207H9L8 204L12 203V201H13V199H11V198H12V197H14V198L17 197L16 192L19 191L18 193L23 194L25 191L28 192L31 188H34L33 186H35V185L32 184V183H34V182L29 183L30 181H35V180L38 181V180H37L38 178H39L41 181H43V180H42V179H43L42 177H43V175L46 177V175H47L46 172H49V169H50V171H52V172L54 173V174H53V177L51 176L50 179H51L52 181L55 179V181L57 182L56 184H58V183L60 184L59 180H61V178L63 177V175H65V176L63 177V179H64L65 177H68L69 179H71L70 177H72V181H73V179H75L74 182H75L76 185H75V184H72V182H70V183L67 182V183H68V188H69V186L72 184V185L70 186V189H71V188H72V189L74 188V190H72V191L78 190L79 188H84L83 190H90V189L93 190V187L95 186V187H94V191H95V193H102L103 191H102V189L100 188V186H101V187H106V186H107V188L109 187V186H108L109 184H110V186H111V182L114 183V181H115V176H114L113 173H115L116 171H117L118 173L121 172V175H122V177L124 178V181H127V180H128V181H130V182H131V181H133V182L135 181V182H136V181H138L139 179H143V177H144L145 175H148L149 173H151V172L153 171V169L156 168V166L158 165V163H159V161H160L159 159H160L161 157H160L159 155H157V154H159V149H158V147H157V149H158L157 152H158V153L155 154L156 146L153 145V146L155 147V148H153L151 145H152L153 142H156V140H157V139H154V138H156L157 136L159 137L160 135H159V132L157 131V132H158V135L154 136V137L151 138L150 140L147 139V138H150V137H149V136L146 137V135H145V132H146V131H143V129L141 128L142 124L144 125V123L142 122V119H140V117H141V118L143 117L142 115H145V119H146V114H147V113L136 111L137 109H139L138 106L136 105L137 108L135 107V108H136V110H135L134 105H135L136 103H133V102L128 103V106L133 108V109H132V108H129V109H128L127 106H126V105H127L126 103H127L128 101H126V103H125V108L128 109L127 111H130V110H131V113H130V112H127L125 108H124V110H125V111H124V110H123V107H122V109H121V106H119V108L116 109L117 111L120 112L119 115L116 114V110L113 111V113H115L116 115H114V114H110V112H107V113L105 112V113L108 114V115H106V114H104V113H103L104 115L101 114L102 111L104 110V108H103L102 106H101V107H102L103 109L100 108V106H99V107H98V106L96 107L97 109H100L99 112H96L97 114L94 113V112H92L94 115L96 114V115L99 116V117L96 116V115L94 116V115L92 114L93 117H95V119L99 121L98 124L100 125V127H101V125L103 126L102 122H103V123H104V122H105V123L107 122V123L109 124V126H108L107 123H106V124L104 123V126L106 125V126H105L106 128H105V127H104V128L102 127V128H103V131H104V129L106 130V132H107L106 134H108L107 136H106V134H104L105 131L103 132V131H101V130H102L101 128L98 129V127L95 126V127L98 129V131H99V130L101 131V133L99 132L101 135H105V138H106V137L108 138V136H111V137H112V138L109 137V138L107 139L108 141H110V140H109L110 138H111V140H112L111 143L108 142V145H107V140H106V139H105V141H106L105 143H104V140H103V145L101 144L102 142H100V140H99L100 143L97 141L98 144H97L96 141H95V143H96L97 145H94V144H93L94 142H92V141H94V139H95V135L93 136V137H94V139H93L92 137H90V136H92V133H91V135H90L89 132H86V133L88 134V135H87V138H84V136H86V134L83 135V136H81V134L84 133V131L86 130V128L89 129V128H91L92 126L94 127V125H91V127H89V128L86 127V126H89V125H87V124H89V123H90V124H93V122H95V119L93 120L92 115H91V117H87V113H88V115H90V114H91V111H93V110L96 111V110H97V109H96V110L94 109V108H95V107H94L95 105H93V107L91 108L92 110L90 109V106H89V105L92 106V103L94 104V103H95V100L98 99L99 96H102V94H104V93H107V94L111 93L112 89H111V91H110V90H105V92L101 94V91H99L98 88H96L97 93H98L99 95H98L97 98H95V95L93 96V97H94V98H93V99H94V102H93V100H91V102L88 101V102H89V105H88V106H89V111H90V110H91V111L88 112V110L85 109V110L87 111V112H86V115L84 116V117L86 118V119H85V118H82L84 114L81 113V114H82V115H81L82 117H79V113H80V111H83V112H84V106H83V105H85V106H86L85 108H87V103H85V102H86L85 100H86V98H87L88 96L86 95L85 92H83L82 95H86V96H87L86 98H85V96H84V103H85V104H84V103L82 102L83 98H80L81 96L76 95V94H78V93L76 92V89L78 90V89L80 88V85H79V88H78V85H77V86H76L77 88L74 89L75 91H73V92L76 93V94H75L76 97H75V95H74V93H73L72 97L74 96V99H73V98H71V99H73V101H74L75 98H77V96H78V98H79L80 100L82 99L81 101H78V102H77V99H78V98H77L75 101L77 102L76 104H79L80 102H82V103H83V105H82V106H83V107H82L83 109L81 108V104H82V103L79 104V105H80V107H79L80 110H79V108L76 107V104L73 103V101H72L71 99H70V100H71V101H70V100L67 98V101L69 100L68 102H70L71 105H70L67 101H65V99H63V100L66 102V103H65V108H67V110L70 109V107H72L73 105H75V108H76L77 110H79V113L76 114V115H75V114L73 115V110H72V108H74V107H72V108L70 109V111H68V113L65 112L66 114H63L62 111H61L59 108H57L58 106H57V104H56L55 107H56L58 110H60V111H58V112H60V113H59L58 115H56V116H57V117H55V120H56V121H55L54 119L52 120V121H53V123H52L53 126H52V127L48 126V127H50V129H49L48 127H46L45 130H47V133H50V134H52V135H54V136L56 135L54 131H57L58 133H57V132H56V133H57L58 138L61 136V135H59V134H62V135L64 134L63 137L65 136V138H66V134H65V133H67L71 128H72V129L70 130L71 133L68 132L70 135L74 134L73 132H76L75 134H79V133H81V130L84 128L85 130H82L83 133L80 134L81 137L78 135V136H79V137L77 136L78 138H76V139H75V138H74V139L72 138L71 140H68V141H67V139H65V138H63V137H60L59 139L56 138L57 141H58V140H59V141H62V139H64L65 142H66V143L68 142V143H67V144H63V145H64V146H63V145H62L63 142H62V143L59 142V143H60V145H59V143L56 142V141L54 140L53 145L56 144V146H54V147L52 146V147H53V148H57L58 150H63L64 147H65V149L68 148L67 151L64 149V151H62L61 153H64V152L66 151L65 153H67V155H65V157L68 156V155H70V154H73V153H74L73 156H72V158L75 159L76 162H77V161H80V163H79V164H81L80 166L83 168V165H84L85 168H83V169L78 168V170H77L76 173H79V172H80V173H79V174H76L74 169L76 168V166L78 165V163L75 162V163L77 164V165L75 164V165H76V166H75L74 163L69 162V163H72V165L75 166V168H72L74 171H70V173H68V171H69L70 169H69L68 171L66 170V168L64 169V165H63L62 163H66V164H65V167H66L67 165H70V164H67L68 161H67V162L64 161V162H62V163L60 162L59 166H62V168L60 169V167L58 166V163L54 162V160H55V159H58V158L60 159V157H62L61 160H64V158H65V157H63L64 154H61L59 151H57V152L60 153L61 156L58 155V154H56L57 152L55 153V150H54V152H53L52 149L50 148V146H49V148L51 149V151H52V153H53V154H50V155L53 156L54 153H55L54 156L57 155L56 157H58V158H56V157L54 158V157H52V156H46V157H48L50 160H51L52 158H54V159L51 160L52 162L49 161L50 163H48V164H50L49 166H54V167H50V168L46 167V166L48 165V164L46 163V162H48V161H46V160H47L46 157H45V158H46L45 163H43V164L41 163L42 165H41L40 163H38V159L41 160V162H42V160H43V158H42L43 155H42L41 157L39 156V157L42 158V159L38 158V159L36 160L37 164L35 165V167L30 168L31 166L28 164V162H27L26 164H27V166L29 165V167H26V165L24 164V162H22L23 164H21V165H22V168H21V165H20L19 162H18V161L20 160V163H21V157L19 156V158H18L17 156L22 154V150L24 151L23 154H25V150H26V153L28 152V151H27V148H28L29 146H28V147H25V145H24V144H27V140H28V138L26 137L27 139H26L25 141H24L23 139L25 138V137H24V134H25V136H26L27 131H30L29 128H30L33 124L31 123L32 125H31V126L29 125V126H30V127L28 128L29 130H27V131L25 130L24 132H23V130H21L20 128H23V129H24L26 126L24 127L23 125H28V124L30 123V121H34V119H36V118L39 120V119L41 118V117H34L35 114H37L36 116H39V115H41V113H43L41 116H42V117H43V116L46 117L45 115L47 114V112H50V111H51V112H55V113H56V111H54V110H57V109H54V108H53V110H52V108H51L50 111L45 112V110H47V109L50 107V105L52 104V103H49V102H48V99H47V101L44 100V99H46L47 97L44 98L43 100H42V98H41V101H43L42 104H43L44 101H45L44 106H45V105L49 106V107H47V108H44V106H43V109H44V112H45V113H44L43 111L41 112V111L38 110L39 106H41L40 109H42V104H41V105H37V106H38V108H37V106L34 104L36 98H33L32 95H33V94L36 95L37 100H39V98L42 97L41 95H43L44 92L47 93L46 90H48V88L51 90L52 87H53V86L50 84V85H51L50 87L48 86V88H47V85H45L46 88H45V89H42V87H45V86L40 87ZM57 85H58V86H62V84L60 85V83H57ZM81 85H83V83H82ZM101 85H102V87H101ZM103 85H104V87H105L104 89H103ZM0 86H1V85H0ZM4 86H5V84L3 85V87H4ZM28 86H29V85H28ZM58 86H55L53 89L56 90V87H57V89L60 90V89L58 88ZM84 86H85V85H84ZM110 86H111V88H110ZM11 87H12V86H11ZM22 87H23V86H22ZM30 87H31V86H30ZM30 87H29V88H30ZM74 87H73V88H74ZM82 87H83V86H82ZM116 87H117V88H116ZM1 88H2V87H0V89H1ZM6 88H7V87H6ZM6 88H5V89H1V90H6ZM8 88H9V87H8ZM8 88H7V89H8ZM23 88H24V87H23ZM26 88H27V87H26ZM34 88H36L37 91H38V88H41V92H43V90H44V92L40 95V93L37 92L36 89H34ZM66 88H67V89H66ZM85 88H86V87H85ZM89 88H90V87H89ZM121 88H124V90L121 91ZM13 89H14V88H13ZM13 89H12V90H13ZM20 89H21V88H20ZM65 89H66V91H65ZM82 89H83V88H82ZM82 89H81V90H82ZM92 89H93V90H92ZM92 89H91V90H92L93 93H94V90H95V89H94V88H92ZM1 90H0V91H1ZM22 90H23V89H22ZM33 90H34V91H33ZM50 90H48V93H51V92H52V93H51L52 96H54V94L57 93V91H56L55 93H53V91L50 92ZM79 90H80V89H79ZM79 90H78V91H79ZM84 90L86 91L87 89H83V91H84ZM130 90H131V89H130ZM130 90H129L128 93H131V95H132L133 93H132V91H130ZM8 91H10V93H11L10 88H9ZM13 91H14V90H13ZM35 91H36V92H35ZM89 91H90V90H88V92H89ZM106 91H108V92H106ZM109 91H110V92H109ZM3 92H4V91H3ZM14 92H15V94L13 93V95H15V96H19V95H17L18 92H17L16 90H15ZM32 92H35V93H32ZM60 92H61V90H60ZM60 92H59L58 94H60ZM81 92H82V91H81ZM81 92H80L79 95H81ZM86 92H87V91H86ZM5 93H7V95H8L9 92L6 91ZM5 93H4V94H2V93L0 94V96H1L0 99H2V98H4L5 96H7V95H5ZM19 93H20V92H19ZM36 93H39L40 96H39L38 94H36ZM89 93H90V95L92 94V92H89ZM89 93H87V94H89ZM97 93L95 92L94 94H97ZM122 93L119 94V95H121V97H122ZM31 94H32V95H31ZM51 94H50V95H51ZM61 94H62V92H61ZM71 94H72V93H71ZM2 95H5V96L2 97ZM23 95H22V96H23ZM30 95H31V96H30ZM44 95H45V93H44ZM90 95H89V96H90ZM128 95H129V94H128ZM128 95H126V96L129 97ZM131 95H130V96H131ZM22 96H20V97H22ZM45 96H46V95H45ZM91 96H92V95H91ZM91 96H90V97H91ZM103 96H104V95H103ZM124 96H123V97H124ZM10 97L8 96L7 98H10ZM27 97H28V98H27ZM30 97H31V98H30ZM34 97H35V96H34ZM38 97H39V98H38ZM82 97H83V96H82ZM90 97H88V98H89V99H92V97H91V98H90ZM119 97H120V96H119ZM121 97H120V100L122 99ZM132 97L134 98L135 96L133 95ZM16 98H17V97H16ZM16 98H15V100H16ZM129 98H130V97H129ZM5 99H6V98H5ZM5 99H2V100H5ZM23 99H24V100H27V101H24ZM28 99H29V101H28ZM126 99H127V98L124 97V100H126ZM134 99H135V98H134ZM2 100H1V101H2ZM22 100H23V101H22ZM30 100H31V101H30ZM32 100H33V101H32ZM87 100H88V99H87ZM129 100H131V99H129ZM1 101H0V103H1ZM39 101H40V100H39ZM39 101H36V102H37L36 104H39V103H40ZM75 101H74V102H75ZM122 101H123V99H122ZM132 101H133V100H132ZM13 102H15V103L18 104V105H19V103H20V104H21L20 106H21L23 109L20 108V106H17L16 104L13 105V104H14ZM18 102H19V103H18ZM32 102H34V103H32ZM26 103H27V105H26ZM2 104H3V103H1V105H2ZM28 104H30L31 106H28ZM121 104H122V103H121ZM123 104H124V102H123ZM123 104H122V105H123ZM24 105H26V106H24ZM32 105H34V106H32ZM79 105H78V106H79ZM119 105H120V104H119ZM14 106H15V107H14ZM123 106H124V105H123ZM5 107H7V108H5ZM8 107H11V108L8 109ZM12 107H13V108H12ZM34 107H35L36 109H35ZM51 107H53V105H51ZM68 107H69V108H68ZM15 108H16V109L18 108V109H17L18 111H17ZM19 108H20L21 110H19ZM24 108H25V109H24ZM26 108H27V109H26ZM30 108H31L32 110H28V109H30ZM4 109H5V110H4ZM6 109H7V111H6ZM14 109H15V111L20 112V113H16L15 111H12V110H14ZM33 109H34L35 111H33ZM43 109H42V110H43ZM76 109H75L74 112H76ZM87 109H88V108H87ZM101 109H102V110H101ZM120 109H121V110H120ZM3 110H4V111H3ZM23 110H24V111H23ZM37 110H38V113H39V112H40V113H39V114H38V113H34V116H33V114H32V116H31V117L34 118V119H32V118H29V119H28V117H30V115H31V114L29 115V113H32V111H33V112H36ZM122 110H123V111H122ZM5 111H6V112H5ZM9 111L13 112L15 115H14L13 113H12V114H9ZM22 111H23V112H22ZM26 111H27V113H26ZM28 111H30V112H28ZM71 111H72V113L70 114ZM104 111H105V110H104ZM104 111H103V112H104ZM132 111H135V112H137V113L132 112ZM77 112H78V111H77ZM77 112H76V113H77ZM100 112H101V113H100ZM121 112H122V114H121ZM23 113H24V116H25V114L28 115V117L26 116L27 118H26V117L24 118V121H26V120L28 119L27 121H28L29 123H28V122H22V119L20 120L21 117L23 118ZM55 113H54V115H55ZM84 113H85V112H84ZM111 113H112V112H111ZM117 113H118V112H117ZM128 113H129V114H128ZM133 113L136 114L135 116L138 117L140 120H139V119L135 120L136 117L134 116V117H135V118H134V117L131 116ZM50 114L53 115L52 113H50ZM60 114H61V115H60ZM69 114H70V116H68ZM125 114H126V115H125ZM134 114H133V115H134ZM18 115H20V116H18ZM21 115H22V116H21ZM48 115H49V113L47 114V116H48ZM59 115H60V116H62V115H67V116L60 118ZM101 115H103V116H101ZM120 115H122V116H120ZM72 116H73V117H72ZM100 116H101V118H103V117H104V118L101 119ZM105 116H106V117H105ZM110 116H111V117H110ZM113 116H114L115 118H116V116H117V118H119V119H118V120H117V119L114 120V119H113V118H114ZM44 117H43V118H44ZM49 117H50V116H49ZM49 117H47L46 119H48ZM58 117H59L60 121H58L59 119H56V118H58ZM74 117H75V118H74ZM121 117H123V118H121ZM124 117H126V118H124ZM66 118H67V119H66ZM78 118H79V119L81 118L80 120L83 121V123L80 122V120L77 121ZM87 118H89L90 121H91V118H92L93 122H90ZM132 118H134V120H133ZM154 118H155V117H150V118H149L148 115H147V119H146V120H149V119L153 120ZM2 119H3V120H2ZM31 119H32V120H31ZM44 119H45V118H44ZM44 119L42 120V122L45 123V124L43 123V125H44V126H45V125L47 126L48 123H50V119H51V118H49V120H47V121L44 120ZM104 119H105V120H104ZM123 119H127V120H123ZM129 119H130V120H129ZM15 120H16V121H15ZM19 120H20V121H19ZM61 120H62V121L65 120V121L63 122V126H62ZM86 120H87V121H86ZM100 120H101V122H100ZM106 120H108V121H106ZM110 120H111V121H110ZM119 120H120L121 122H123V124H122L121 122H119ZM131 120H132V121H135V124H134L133 122H132V124L136 125V126L133 125V127H134V128L132 127L133 129H136L137 126H138V129L141 128V129H140L141 131L136 130L134 133H136V132H138V131H139V134H140L142 131L144 132V133L142 132V133L140 134V135H144V137H145V138L143 137V139H141L142 137L140 136V140H142V141H141L142 143H140V141L138 140V137H139L138 135H139V134H137V133L134 134V133H133L134 130L131 128V126L128 127V128L126 129V126H129V125H130L128 122H130ZM143 120H144V119H143ZM18 121H19V122H18ZM39 121H40V120H39ZM39 121H38V123L40 124ZM52 121H51V122H52ZM84 121H85V122H84ZM139 121H140V124H139ZM9 122H11L13 126H12L11 123H9ZM14 122H17V123H14ZM21 122H22V123H21ZM36 122H37V120H36ZM54 122H56V124H54ZM57 122H58V125H57ZM88 122H89V123H88ZM109 122H110V123H109ZM116 122H117V124H116ZM5 123H6V125H4ZM18 123H19L20 126L17 125ZM20 123H21V124H20ZM26 123H27V124H26ZM33 123H35V122H33ZM46 123H47V124H46ZM64 123H65L66 127H65ZM68 123H69V124L72 123V124H70L71 127H69V124H68ZM84 123H86V126H85L86 128H85L84 125H83ZM114 123H115V124H114ZM126 123H128V124H126ZM130 123H131V122H130ZM137 123H138V125H137ZM14 124L16 125L15 127H14ZM52 124H49V125H52ZM78 124H79V125H78ZM112 124H113V125H112ZM124 124H126V126H125ZM1 125H2V126H1ZM37 125H38V124H37ZM37 125H36V124L33 125V126H35L34 129L36 128L35 130H34L33 128H31V129H33L32 132H33V131L36 132V135H37V133L40 134V132H41V130L38 128L39 126H37ZM41 125H42V124H41ZM41 125H40V126H41ZM55 125H56L57 127H56ZM81 125H82V126H81ZM115 125H116V127H115ZM123 125H124V127H123ZM139 125H140V127H139ZM17 126H18V127H17ZM21 126H23V127H21ZM36 126H37V127H36ZM44 126H42V127H44ZM54 126H55V127H54ZM97 126H98V125H97ZM6 127L8 128V130H7ZM10 127H11L12 129H10ZM13 127H14L15 132H14V130H13ZM16 127H17V129H16ZM19 127H20V128H19ZM27 127H28V126H27ZM62 127H63V129H62ZM64 127H65V129H64ZM81 127H82V128H81ZM93 127H92V131H94L93 129L95 128V127H94V128H93ZM108 127H109V128H108ZM112 127H115L116 129H115V128H112ZM5 128H6V129H5ZM47 128H48L49 130H48ZM52 128H53V129H52ZM56 128H57V129H56ZM58 128H61V129L64 130V131L61 132L62 130L59 129V130H61V131H59ZM68 128H69V130H67ZM79 128H81V129H79ZM119 128H120V129H119ZM122 128H123V129H122ZM4 129H5V130H4ZM18 129L21 130V131L24 133V134H23L21 131H19L20 134H21V133L23 134V135H22V134L20 135V136L23 137V138L20 137V139H21L22 141H20L19 138L17 137V136H19V133L16 131V130H18ZM25 129H26V128H25ZM41 129H42V128H41ZM55 129H56V130H55ZM76 129H77V130H76ZM97 129H96L95 132H97ZM107 129H108L109 131H107ZM128 129H130V132H131L132 134L128 131ZM11 130H12V132H13L14 134H13V137L10 139V138L8 137V136H9V134H8L9 132H8V131H11ZM36 130H37V131H36ZM38 130H40V132H39ZM43 130H44V128H43ZM50 130H51V132H50ZM52 130H53V132H52ZM65 130H66V131H65ZM89 130H91V129H89ZM111 130H114V131H111ZM119 130H120V131H119ZM132 130H133V131H132ZM48 131H49V132H48ZM92 131H91V132H92ZM116 131H117V133H118V132H119L120 134L122 133V135H119V133L117 134ZM121 131H122V132H121ZM125 131H128V132H125ZM12 132H11L10 134H12ZM35 132H34V133H35ZM43 132H45V131H42V133H43ZM64 132H65V133H64ZM78 132H79V133H78ZM108 132H109V133H108ZM113 132H114V133H113ZM68 133H67V137H68V139H70L69 137H71V136H70ZM97 133H98V132H97ZM97 133H95V134H97ZM102 133H103V134H102ZM111 133H112V134H111ZM115 133H116L117 136L115 135ZM123 133H124V134H123ZM127 133H128V136H129L130 138L127 137ZM129 133H130V134H129ZM1 134H2V135H1ZM28 134H30V132H29ZM32 134H33V133H32ZM43 134H44V133H43ZM109 134H110V135H109ZM133 134H134V135H133ZM160 134H161V133H160ZM36 135L33 134V135H31V136H32V137H36ZM52 135H48V134L45 135V137H46V136L48 137V139H49V143L51 142L50 144H52V142H53L52 140H53V137H54V136L51 137ZM97 135H99V134H97ZM124 135H125L126 137H125ZM130 135H133V136H130ZM11 136H12V135H10V137H11ZM39 136H40V137H39ZM88 136H89L90 138H92L93 140L88 139ZM115 136H116V138H118V137L120 136L119 141H118V139L115 140V139H116ZM134 136H135V137H134ZM38 137L41 138V137H42L41 134L38 135L37 138H38ZM49 137H50L51 139H50ZM82 137H83V138H82ZM96 137H97V136H96ZM103 137H104V136H103ZM103 137H102V138H103ZM113 137H114L115 139H114ZM131 137H133V138H131ZM39 138L36 139L37 142H35V139L33 138L35 144H36V143L38 144V141H40ZM43 138H44V137H43ZM54 138H55V137H54ZM98 138H99V137H98ZM121 138L123 139V143L120 142V141H122ZM124 138H125V139H124ZM128 138H129V140H127ZM14 139H16V140H14ZM31 139H32V138H31ZM60 139H61V140H60ZM79 139L81 140L80 142H79ZM85 139H86V140H85ZM100 139H101V136H100ZM132 139H133V142H135L134 144H133V142H131ZM134 139H135L136 141H135ZM153 139H154L155 141H154ZM18 140H19V141H18ZM43 140H44V139H43ZM50 140H51V141H50ZM74 140H75L76 142H75ZM97 140H98V139H97ZM145 140H146V142H147L148 140H149V141L146 143V145L144 144V145H145V147H144L142 144H143V141L145 142ZM151 140H153V141H152L151 143H149ZM23 141L26 142V143H23ZM69 141H70V143H71V141H73V144H74V143H75V144L72 145V143L70 144ZM124 141H126V142H124ZM137 141H138V142H137ZM5 142H7V145H9L10 143L12 144V147H11V144L9 145V146H10V147H9L10 150L8 149V146H4V143H5ZM14 142H15V143H18V144L16 145ZM19 142H21V144L23 143V146H24V147L21 146V149H20V146H19V145H21V144H20ZM28 142H29V141H28ZM41 142H42V140H41ZM41 142H39V144H38V146H39L38 149H39V150H40V147H41V146L43 147V145L40 146ZM43 142H44V141H43ZM45 142H46V141H45ZM45 142H44V143H45ZM55 142H56V143H55ZM81 142H82L83 144H81ZM113 142H114V143H113ZM8 143H9V144H8ZM13 143H14V144H13ZM90 143L93 144L94 147H93V145H91ZM118 143H120V145H119ZM121 143H122V144H121ZM126 143H127V144H126ZM128 143H129V144H128ZM130 143H131V146L134 147V148L132 147L133 149H132L131 147H128V146H130ZM136 143H137V144H136ZM28 144H29V143H28ZM32 144H33V143H32ZM37 144H36V145H37ZM45 144H46V143H45ZM69 144H70V145H69ZM115 144H116V145H115ZM117 144H118V145H117ZM132 144H133V145H132ZM138 144H140V145H138ZM150 144H151V145H150ZM153 144H154V143H153ZM155 144L157 145V142H156ZM30 145H31V143H30ZM48 145H49V144H48ZM66 145H67V146H66ZM90 145H91V148H90ZM105 145H106V146H105ZM110 145H111V146H110ZM137 145H138V146H137ZM141 145H142V146H141ZM149 145H150V146H149ZM45 146H47V145H45ZM45 146H44V147H45ZM58 146H59V148H58ZM60 146H61V147L63 146V148L61 149ZM69 146H73V147H69ZM103 146H104V147H103ZM109 146H110V147H109ZM114 146H115V147H114ZM135 146H136L137 149H138V147H139V149L137 150V149L135 148ZM4 147H6L8 150L3 151V150H5ZM14 147H15V148H14ZM30 147H32V145H31ZM96 147H97V148H96ZM98 147H100V153H99V154H100V155H99L100 159L97 157V156H98V153H97V156H96L95 154H94L95 156L92 155L93 153L99 151V148H98ZM121 147H124L125 149H124V148H121ZM127 147H128V148H131L132 150L129 149V151H130V152H129L128 149H127ZM140 147L144 148V149H143L144 151H143V150L140 151V150H141ZM149 147H150V148L152 147L153 150H152V149L149 150ZM11 148H12V149H11ZM25 148H26V149H25ZM72 148H73V149L75 148V149H74L75 151H74ZM80 148H81V149H80ZM87 148H88V149H87ZM103 148H104L105 151L108 150V152H110V149H112V150L114 151V150L117 148V149H116L117 151H114V153H113L112 150H111V152H112L113 154H115L114 157H113V154H112V156H110V153H111V152L107 154V156H108V160H110L109 158H111V160H112L110 167H104V163H105V160H104V159H103V160H104L103 163H100V162L102 161L101 159L103 158V156H104V158H107V156L105 157L106 154H104V153H106V152H103L104 150L102 151ZM262 148H264V142H261L260 146L256 147L255 152H254V156H253L252 159H250V160H251L250 162H247V161H249V160H243V161L240 162V164H239V166L237 167V169H236V170H233L234 173H236V174H235L236 176L233 174V171H230V172H232V174H233L235 177H238V175H239L241 172H242V174H243V172L246 170L245 172H246L247 174H248V172H249V174L253 175L255 178L253 179V177H252L251 175H247L245 172H244V174L241 176V178L246 174L247 176H249V177H247L246 179L250 178V176H251L250 180H251L252 182H254V181H256V182H254V183H257V182L259 183V182H260L259 184L263 186V185H264V176H263V175H264V173H263L264 171L262 172V170H261L260 172H258V174H259V176H258V174L256 173L257 171L254 172V169H253V168L255 167V163L257 162V163L259 164V162H260V158H259L260 156H258L257 153L260 152ZM15 149H16V150H15ZM38 149H37V150H38ZM45 149H47V148L45 147ZM45 149H44V152H45ZM50 149H49V150H50ZM57 149H56V150H57ZM82 149H83V151H82ZM31 150H32V149H31ZM31 150H30V152H32ZM37 150H36V151H37ZM49 150H48V152H47V150H46V152H45L46 155L49 154V153H51V151L49 152ZM84 150H85V151L87 150L86 153H90L91 151L89 152V150H93V152H91V154H89V155H88V154L86 155V153H85ZM95 150H96V151H95ZM125 150H126V153L129 152L130 154H132L131 152H133V154H132V158H133L134 160L131 158V156H130V158H128V156L126 157V155H124V156L122 155V154H125V152H124V153L122 152V151H125ZM133 150L135 151V153L137 152L136 155L134 154V151H133ZM148 150H149V152H148ZM40 151H43V150L41 149ZM40 151H39V152H40ZM68 151H69V152H68ZM76 151H77V152H76ZM101 151H102V152H101ZM139 151H140V153H141V152H143V153H144V152H148V153H150V155L147 154V153H144L145 155H143L142 153L139 154ZM152 151H154V152L152 153ZM3 152H5V153H3ZM11 152H9V153H11ZM30 152H28V153L31 154ZM75 152H76V154H75ZM82 152H84L86 158H83L84 155H82ZM1 153H0V154H1ZM9 153L7 154L8 157L10 156ZM68 153H69V154H68ZM78 153H79V154H78ZM116 153H117V154L120 153V154H118V156H117ZM151 153L154 154V157H153V155H151ZM41 154H42V152H41ZM77 154H78V155H77ZM101 154H102V155H101ZM103 154H104V155H103ZM138 154H139L140 156H139ZM13 155H14V154H12L11 156H13ZM27 155H28V154H27ZM133 155H135L136 157H135V156L133 157ZM155 155H156L158 158H159V157H160V158L158 159L157 157H155ZM21 156H22V155H21ZM44 156H45V155H44ZM59 156H60V157H59ZM75 156H76V157L78 156V158H76ZM87 156H89V158H88ZM90 156H92V157H90ZM137 156H138V159H137L138 162H136L137 160H135V159L137 158ZM145 156H146L147 158H144ZM256 156H258V157H256ZM3 157H2V159H3ZM8 157H7V159H8ZM95 157H96V160L94 161ZM124 157H125V158H124ZM142 157H143V158H142ZM148 157H149V159H148ZM152 157L155 158V161L153 160ZM0 158H1V156H0ZM45 158H44V159H45ZM69 158L72 159L71 156L68 157L67 159L69 160ZM80 158H81V159H80ZM87 158H88V159H87ZM97 158H98V159H97ZM114 158L117 159V160H113ZM140 158H142V159H140ZM254 158H259V160H258V161H255V160H257V159H254ZM9 159H11V157H10ZM59 159H58V160H59ZM127 159H129V160L127 161ZM139 159H140V160H139ZM144 159H145L146 161H144ZM147 159H148L149 161H148ZM58 160H57V161H58ZM81 160H82V161H81ZM86 160H87V161H86ZM88 160H89V161H88ZM99 160H101V161H99ZM106 160H107V159H106ZM122 160H123L125 166L128 165V166H127L128 168L125 167V166H124V167L127 168L128 170H129V168H130L129 171H128V170L126 171L125 169H123L124 167L121 166V165H124L123 162H122ZM1 161H2V160H1ZM43 161H44V160H43ZM55 161H56V160H55ZM59 161H60V160H59ZM59 161H58V162H59ZM69 161H71V160H69ZM93 161H94L95 163H94ZM96 161H98V162H96ZM114 161H115V162H114ZM120 161H121V162H120ZM147 161H148L149 163H148ZM157 161H158V162H157ZM254 161H255V162H254ZM73 162H74V161H73ZM81 162H83V164H82ZM84 162L86 163L87 166H85ZM88 162H89V163L93 162V163H94V164H93L94 166H93V165H90V166H89V163H88ZM109 162H110V161H109ZM109 162H107V163H109ZM113 162H114V163H113ZM116 162H117V163H116ZM142 162L146 163V165H144V163L142 164ZM150 162H151V164H150ZM154 162H157V164H155ZM251 162H252V163H251ZM16 163L20 166L21 170H20V168L18 167V165H17V167H18L19 169L16 168ZM29 163H31V162H29ZM54 163H56L57 165H56V164L54 165ZM97 163L100 164V165H97ZM107 163H106V165H107ZM119 163H120V164H119ZM140 163H141L143 166H139V165H141ZM242 163H243V165H242ZM244 163H245V164H244ZM249 163H250L251 166L249 165ZM45 164H46V165H45ZM51 164H53V165H51ZM61 164H62V165H61ZM114 164H115V165H119L120 167L115 166ZM133 164H134V165H133ZM136 164L139 166V169L141 168L142 170H143L144 166L149 167L148 169H151V167H152L151 172H150V170L148 171L147 168L145 167V171H144V170L142 171L141 169H140V171H138V172H141V171H142L141 174L138 173V172L135 173V172H134L135 170H136V171L139 170V169H137L138 167L135 168V167L137 166ZM23 165H25L26 168H25ZM72 165H71V167H73ZM95 165H97V166H95ZM106 165H105V166H106ZM240 165H242V166H241V169H242L243 171H242L241 169H240V171L238 170V168L240 167ZM37 166H38V168H37ZM39 166L42 168V170L45 169L44 171H45V174H46V175L43 174L44 171L38 173L37 169L40 168ZM42 166H43V167H42ZM44 166H45V168H44ZM56 166H58V169H60V170H58V169L56 168ZM78 166H79V165H78ZM101 166H102V168L104 169V172H103V170H101ZM150 166H151V167H150ZM230 166L232 167L231 164H228V165H227V167L229 168V170H231V167H230ZM247 166H248V167H247ZM23 167H24V169H23ZM96 167H97V168H96ZM98 167H99V168H98ZM131 167H132V170H131ZM153 167H154V168H153ZM250 167H252V168H251L252 171L249 169ZM1 168H3L4 170H1ZM27 168H28V169H27ZM29 168H30V169H29ZM41 168H40V169H41ZM46 168H47V169H46ZM51 168H53V169L51 170ZM67 168H69V167H67ZM105 168H106L107 170H109V169L112 170L113 168H114V169H113L112 171H107ZM118 168H121L122 170H121V169H118ZM243 168H244V169H243ZM247 168H248L250 171L248 170V172H247ZM16 169H17V170H16ZM31 169H32L33 171H29V170H31ZM40 169H39V170H40ZM63 169H64V170H63ZM94 169L97 170V171H95ZM99 169H100V170H99ZM27 170H28V173H27V172H24V171H27ZM54 170H55V172H54ZM57 170H58V171H57ZM61 170L67 172L68 174L66 175L65 173H63V175H61L62 172H60V176H62V177H61L60 179H58V178H59V177H58L59 175H57V174H58L59 171H61ZM123 170H125L126 173H124ZM237 170H238V172H239L238 175H237ZM83 171H85V172H83ZM98 171H99V172H98ZM106 171H107V173H106ZM114 171H115V172H114ZM122 171H123V172H122ZM20 172L27 173L26 175H27L28 179H30V181L27 179V177H25V174H24V176H23L22 173L20 174ZM32 172H34L33 176L35 177V178L33 177V179L29 178V177H32V176H29V173H31L30 175H32ZM35 172H37V174H35ZM56 172H57V173H56ZM89 172H91V173H89ZM100 172H101V173H100ZM108 172H109V173H108ZM112 172H113V173H112ZM144 172H146V173L144 174ZM253 172L255 173V175L253 174ZM12 173H13V174H12ZM17 173L20 174V178H24V177H25V178H24L23 180L20 179V178H18L19 176H18ZM84 173H86V174H84ZM87 173L89 174V176L87 175ZM92 173H93L94 175L97 174V176H93V177L91 176V177H92V179H91V178H90V175H92ZM262 173H263V175H262ZM15 174H17V175H15ZM38 174H40L41 176H40V175L38 176ZM75 174H76V175H75ZM83 174H84V175H83ZM36 175H37L38 177H37ZM49 175H52V173H51V174L49 173ZM56 175H57V176H56ZM69 175H70V176H69ZM74 175H75V176H74ZM136 175H137V176H136ZM240 175H241V174H240ZM7 176H8V177H7ZM73 176H74V177H73ZM140 176H141L142 178H140ZM45 177H44V181H47V182H48V180L45 179ZM95 177H97V178L95 179ZM99 177H100V178H99ZM128 177H129V178H128ZM239 177H240V176H239ZM239 177H238V178H239ZM12 178H13V177H12ZM41 178H42V179H41ZM47 178H49V177L47 176ZM53 178H54V179H53ZM56 178H57V179H56ZM68 178H66V179H64V180L68 181V180H69ZM98 178H99V179H98ZM126 178H127V179H126ZM135 178H136V179H135ZM241 178H240V179H241ZM256 178H257V179H256ZM2 179H3V180H2ZM18 179H20V181L22 182V185H21V182H20ZM26 179H27V180H26ZM50 179H49V182H48V183H47V182H44V181L41 182V184L44 183V184H46V185H43V186L41 185V186H39V185H40V184H39V185H36V187L39 186V187H43V188H48V187H50V185L52 186L53 183H52V181H51ZM125 179H126V180H125ZM242 179H245V177L242 178ZM9 180H7L6 182H9ZM92 180H94L95 182L98 181V182H97L98 185H97V184H96L97 186L94 185L95 182H91ZM253 180H254V181H253ZM16 181H17V182H16ZM23 181L26 182V184H28V186H30L31 184H32V185H31L29 188H27L28 186H27L26 184L23 186V184H24ZM27 181H28V183H27ZM55 181H54V183H55ZM66 181H61L62 184L64 183V186H65V187H66V185H67V184H65ZM69 181H70V180H69ZM140 181H141V180H140ZM39 182H40V181H39ZM74 182H73V183H74ZM261 182H263V184H262ZM18 183H19V185H21V186H19ZM50 183H51V184H50ZM102 183H103V184H102ZM10 184H11V186H10ZM29 184H30V185H29ZM69 184H70V185H69ZM77 184H78V185H77ZM100 184H101V185H100ZM47 185H49V186L47 187ZM54 185H55V184H53V186H52L53 189H52V187H50V188H51L53 191H57V190H54V189L56 188L57 185H55V187H54ZM73 185H74V186H73ZM99 185H100V186H99ZM102 185H103V186H102ZM112 185H113V184H112ZM62 186H63V185H62ZM62 186H61V187H62ZM72 186H73V187H72ZM7 187H10V189H12V192H14V193L10 192L11 190H10L9 188H7ZM13 187H15V188H13ZM23 187H24V188H23ZM25 187H26V188H25ZM57 187H60V186H57ZM75 187H77V188H75ZM112 187H113V186H111V188H112ZM21 188H22V189H21ZM66 188H67V187H66ZM66 188H65V189H66ZM56 189H59V188H56ZM70 189H69V191H70ZM105 189H106V188H105ZM24 190H25V191H24ZM59 190H60V189H59ZM67 190H68V189H67ZM103 190H104V188H103ZM107 190L110 191L109 189H107ZM107 190H106V191H107ZM108 191H107V192H108ZM21 192H22V193H21ZM10 193H11L12 196H10ZM75 193H76V192H75ZM20 194H19V195H20ZM15 195H16V196H15ZM10 197H11V198H10ZM10 201H11V202H10ZM0 205H2V204H0ZM2 206H3V205H2ZM213 208H214V207H210V208H208V209L206 208V210H208V211L203 210V212H202L203 215H204V218L202 219L203 222H201L202 220L200 221V223H203V224H198V225H199V228L196 227L195 229H193L194 232H192V234H190L191 236L189 237V239H185V240H183V239H178V238L175 237V238H171V240H170L169 243H168V245H171V246H173L172 244H179V245H181V246L186 245L185 247L189 248V250L192 251V252H191V253H184V254H181V253H173V252H169V251H167V250H166L167 247H166V248L161 252V254H160V258H161V262H160V264H214V262L216 261V260H215V261L213 260L214 258L218 259V261H216L215 264H217V262H219V261H220V262H219L218 264H221V262L224 261V260L222 261V258H220V256H219L217 253H213L212 255L210 254L211 256H209V254L206 253V251L209 249V247H210L209 250H212V249H211V248H212V247H211L212 243L215 244L216 247L219 246V244H223V243H224V240H222V237H223L224 239H227V241H225V242H228V243L230 242L229 244H231V241L233 240V239L228 240V238L232 235V234L228 235L229 232L227 233V236H226V232H223V234H221L220 231L223 229L222 225H221V227H222L221 229H220V226H217V229L219 228V230H217V232H216V231H213L214 228L216 227V225H215V227H213V225H211V224L213 223V222H211V221H214V220H215V219H214V218H215V217H214L215 215H214V213H213V211H215V209L213 210ZM4 209H5V208H4ZM209 210H210V211H209ZM4 211H5V210H4ZM211 211H212V212H211ZM207 212H209V213H207ZM215 212H216V211H215ZM206 213H207V214H206ZM208 214H209V215H208ZM206 215H207L208 217H207ZM210 215H211V216H210ZM206 217H207V218H206ZM205 219H207V220H205ZM216 219H217V217H216ZM208 221H209V222H208ZM216 221H218V219H217ZM216 221H214V223H215V224L217 223V225H220L219 222H216ZM206 222L210 223L209 225H211V226H210L211 229H212V227H213L212 232H216L215 235H217V234H218V231H219V234H221L220 237L222 236L220 239H221L223 242H222L220 239H218L220 243H217V242H216L217 239H216V240H215L214 238H213V240L211 239V235H212V233H210V232H211V229L209 228V225H208ZM214 223H213V224H214ZM209 229H210V232L208 231ZM224 229H225V227H224ZM224 229H223L222 231H224ZM182 230H183V229H182ZM215 230H216V228H215ZM207 231H208V232H207ZM205 232H207L208 234L205 233ZM209 233H210V235H209ZM204 234L209 235V236H207V237H210V238H207V239L204 238V237H203ZM219 234H218L217 236H219ZM224 234H225V235H224ZM206 235H205V236H206ZM217 236H216L215 238H217ZM212 237H213V236H212ZM218 238H219V237H218ZM230 238H233V237L231 236ZM208 239H210V241H209ZM251 240H253V239H251ZM254 240H255V241H253V242L251 241V242H252V243L257 242V241H256L257 239H254ZM210 242H211V243H210ZM249 242H250V241H249ZM249 242H248V244H250V248L247 247V250L251 249L252 251H253V250H254V251H253L252 254H251V251H250V252L247 251V256H248V255L250 256V254H251V256L254 257L253 254H255V253L261 254V253L264 252V250H263L264 248L262 249V247H264V245H262L261 247H259V248H261L262 251H261L259 248L255 249L256 247H258L259 245L262 244V243H260L261 241L258 240V242L260 243L259 245H258V244H255V245L253 244L254 247H255L256 245H258V246H256L255 248L253 247V245H251L252 243H251V242L249 243ZM258 242H257V243H258ZM19 243L22 244V245H19V247L21 246V247H20V249H21V248L24 246V244H23V242H22V243L19 242ZM19 243H17V244H19ZM228 243H225V244H228ZM232 243H233V241H232ZM17 244H15V245L17 246ZM225 244H223V245H225ZM9 247H10V246H9ZM40 247H41V246H40ZM40 247H38V248H40ZM48 247H50V246H48ZM251 247H252V248H251ZM11 248H12V246H11ZM16 248H17V247H16ZM16 248H14V249L12 248V249L15 251ZM214 248H215V247H214V245H213V249H214ZM8 249L10 250V248H8ZM17 249H19V248H17ZM17 249H16V250H17ZM20 249H19V251H20ZM47 249H48V248H47ZM49 249H50V248H49ZM79 249H80V248H79ZM258 249H259L260 251H259ZM4 250H5V251H4ZM4 250H3V252H6V249H4ZM9 250H7V252H8ZM50 250H51V249H50ZM60 250H61V249H60ZM77 250H78V248H77ZM10 251H11V250H10ZM10 251H9V252H10ZM17 251H18V250H17ZM17 251H16V252H17ZM45 251H47V250L45 249ZM45 251H43V252H44V255H45L44 258L47 259V258H46ZM48 251H49V250H48ZM57 251H58V250H57ZM82 251H83V250H82ZM3 252H2V253H3ZM16 252H15V253H16ZM20 252H21V251H20ZM49 252H50V251H49ZM74 252H75V254L73 253V254H74V255H73L74 257H71V259H72V264H73V260H74V259H76V261L78 260L77 262H79V263L81 262V264H86V262L90 260V259L87 260V258H93V255L95 256V253H94L91 257H87L86 254L84 253V256H83V257L86 256V257H85L86 260L82 262V260H84L85 258L82 257L83 254L80 253L81 251H80L79 253L76 252V251H74ZM84 252H85V251H84ZM212 252H213V250H212ZM248 252H249L250 254H248ZM11 253H12V252H11ZM11 253H10V254H11ZM58 253H59V252H58ZM129 253H130V252H129ZM129 253H128V254H129ZM26 254H27L28 256H32V255H30V254L27 253V252H26ZM56 254H57V252L55 253V256H54V257H56V259H57V258H60V260H62V259L66 256V254H64V252H63L62 250H61V254H60V255H56ZM77 254H78V255H77ZM99 254H100V253H98V255H97V254H96V255L99 256ZM196 254H198V255H196ZM216 254H217V255H216ZM258 254H256V255H258ZM4 255H5V254H4ZM14 255H16V254H14ZM48 255H49V253H48ZM48 255H47V256H48ZM76 255H77V256H76ZM79 255H80V257H79ZM88 255H89V254H88ZM90 255H91V254H90ZM100 255H101V254H100ZM103 255H104V254H103ZM121 255H122V257H123V255H124L125 258H124V257L122 258V257H120V256H119V257H118V256H115V257L113 256V260H112V259H111L112 256H111V257H110V261L113 262V261H114V258H115L116 260L113 262L114 264H154L153 259H152V256L149 255V254H147V252H146V254H141V255H139V256L136 255V258H134L133 260H132V255L135 256V254H133V253H130L131 257H128V256H130V255H128V256H127L128 258H126V256H125V255H127L126 253H125V254H121ZM214 255H215V256H214ZM256 255H255V256H256ZM10 256H11V255H10ZM16 256H18V257H17L18 260H17L16 257H15V259H16L17 262L19 261L20 263H22V262L24 261V260L21 261V259H20L21 256H23V254L20 255V258H19V254H17ZM28 256H25V253H24V257H28ZM61 256H62L63 258H62ZM216 256H217V257H216ZM5 257H6V256H5ZM5 257H4V258H5ZM12 257L14 258V256H11L10 258H12ZM77 257H78V258H77ZM81 257H82V258H81ZM205 257L207 258V260H204V259H206ZM210 257H211V258H210ZM213 257H214V258H213ZM256 257H257V256H256ZM256 257L254 258L255 260L257 259ZM10 258H8V259H10ZM31 258H33L32 261L35 260L33 256H32ZM79 258H81V261H80ZM119 258H122L121 260H124V261L121 262V260H119ZM2 259H3V257H2ZM5 259H6V258H5ZM15 259H14L13 261H15ZM22 259H23V258H22ZM24 259H25V258H24ZM27 259L30 260V257L26 258V262L29 261V260H27ZM106 259H108V261H109V257L107 258V256H106V257H105V256L96 257V258L90 260L89 262H87V264H103L104 261H106ZM129 259H131V260L128 261ZM224 259H229V258H224ZM6 260H7V259H6ZM10 260H11V259H10ZM10 260H9V263L7 262L8 260L6 261V263H7V264H10V263L12 262V261H10ZM64 260H65V259H64ZM64 260H63V261H64ZM255 260H254V261H255ZM55 261H56V260H55ZM58 261H59V260H58ZM70 261H71V260H70ZM76 261H74V262H75L74 264H78ZM110 261H109V262H110ZM118 261H120L121 263L118 262ZM17 262H16V263H17ZM30 262H31V260H30L28 263H30ZM45 262H46V260H45ZM59 262H60V261H59ZM61 262H62V261H61ZM84 262H85V263H84ZM3 263H4V262H3ZM12 263H13V262H12ZM12 263H11V264H12ZM20 263H19V264H20ZM63 263H64V262H63ZM113 263H109V264H113ZM13 264H14V263H13ZM17 264H18V263H17ZM23 264H24V262H23ZM26 264H27V263H26ZM58 264H60V263H58ZM68 264H70V263H68ZM105 264H106V263H105ZM107 264H108V262H107Z\"/></svg>",
    "mask_w": 264,
    "mask_h": 264
}]
</instances>
